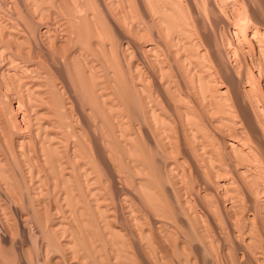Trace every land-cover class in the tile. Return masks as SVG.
Returning a JSON list of instances; mask_svg holds the SVG:
<instances>
[{"label": "rangeland", "instance_id": "obj_1", "mask_svg": "<svg viewBox=\"0 0 264 264\" xmlns=\"http://www.w3.org/2000/svg\"><path fill=\"white\" fill-rule=\"evenodd\" d=\"M28 3H27V2ZM59 1V2H58ZM57 2L58 3H60L61 1L60 0H58ZM95 2L97 1V0H94ZM105 1H107V3H108V5L111 7H109V11H112L113 9V12H112V19H109L108 17H107V14H108V12H106L105 10H104V13L101 11V13L99 14V13H97L98 15H100V16H106L105 18H106V22L108 23H106V25H108V26H105L106 27V29H108V30H106L105 29V27L103 26V30H105V31H107V32H105L104 33V35H106V36H104V45H103V43H102V46H103V49L101 48V46H100V44L96 41L98 38H96L97 36H99V35H96L95 36V34L94 33H91L90 31H87V30H89L88 29V27L86 28L85 26H80V24L81 25H86V26H88L87 24L90 22V20H88V18H90V13H92V12H94V10L93 11H91L90 10V8L88 9L87 8V10H89V13L85 10V7H83L82 5L80 6L81 8H82V15L81 16H83L84 14H86L85 12H87L88 13V16H87V14L86 15H84V17H85V20H87V21H89V22H87V21H85L84 23H83V21H81V20H84L80 15H79V13L77 14L76 13V11L74 10V8H72L71 9V5H66V4H64V8H63V5L61 4V5H59L58 6V3L57 2H54L55 4H53V7H56V8H54L53 9V7H50V6H52V4L49 6V4L50 3H48V2H46V3H43V4H45V5H41V6H44V7H42V9L40 8L39 9V7H41V6H37L36 5V3L35 4H33V3H30V1L29 0H0V16H1V21H0V23H1V25H0V35H2L1 37L4 39L5 37H7V40H8V36L10 37L9 38V42H10V39H12V43L10 44V43H7L6 42V38H5V42H4V40L3 39H1V37H0V53L2 52V53H6V54H0V71L2 70V72H3V70L4 69H6L7 68V66L6 65H8V63L9 62H7V60H9V61H11V59L10 58H12L13 56H11L12 55V53L13 52H15V54H13V55H16L15 57H17V58H20V59H18L19 61H21V59L22 60H24L23 62L24 63H31V61H30V56L28 57L27 55H29V53L31 52L32 54H33V52H34V50H37V52H39V54H40V51H38L40 48V50H42L43 52H44V54H45V56L47 55V57H49V59H50V62L52 61V59H54V58H56L57 59V61H59L58 62V64L56 63V61H55V67H56V69H58V70H60L59 72H61V75H60V73H58V75L56 74V82L57 81H59V83H58V85H60V90L62 91V92H64V89H65V93H62L61 91V93H59V94H62L59 98H62L63 100L65 99V102L63 101V100H60L59 98H57V99H59L57 102H59V101H62L64 104H62L61 103V106H59V108L57 107V105H55L57 102H55V97H58L56 94H53L52 95V93H50V98L52 99V101H53V103H54V105H53V107L55 106V107H57L58 108V110L56 109H53V107H52V109L54 110V113L52 114V115H54L53 117H52V115H51V111L49 110V112L50 113H48V116L46 115L47 114V112L45 113L44 111V113L42 112V114H41V112H39L40 111V109H39V107H37V106H39L40 104H41V106L43 107L44 105L43 104H45V103H43L42 104V102H39V104H38V101H37V99L34 97V95L32 94L33 92H34V90H38V88H39V86H35L34 85V83H32V80H31V83H29V84H27V86L25 85L26 83H25V79H23V77L22 76H19V75H17V77H9V79L11 78V80H12V78H13V80L15 79L16 80V82L19 84V81L21 80L20 78H22V80H24V82L22 81V82H20L21 83V85H19V86H22V88L23 87H25V89L23 88H21V90H20V88L18 87V86H16V85H14V83H16V82H14L13 80H12V82H10L9 81V79L7 78L8 77V75H6V74H4V75H6V76H4L3 74H2V72L0 73V77H1V80H0V86H2V87H8L7 89H5V88H1L0 87V90H1V93H0V108H1V110H0V165H1V168H0V264H162L161 263V261H164L163 263L164 264H264V254L262 253V250H264V244L262 245V244H260L259 246H263L261 249L260 248H258L259 246H258V243H261V242H264V241H262V240H259L260 239V237H263L264 236V226L262 225V224H260V221L263 223L264 222V220H263V218H264V213H262V212H264V211H262V210H259V208L260 207H258L257 206V202H253V208L251 207L252 205L251 204H249L248 202H245L244 200L245 199H247V195H249V197H251L252 196V193H250V192H247V189H249V187H251L250 189L251 190H253L252 188V186L251 185H249L248 186V188H247V185H246V183H247V180H248V177H242V178H247L246 180H245V184H244V181H243V179L242 180H240L241 178H238V177H241V176H238V177H235V180H237V183L235 184V187H236V189L237 188H239V190L237 191L239 194H240V196L241 197H243L244 198V200H243V198L241 199V202H245V203H240V202H238V204L239 205H237L238 206V208L241 206V205H243L242 207H240V211L239 210H235V212H234V209H233V211H230V189H228V188H226V189H224L225 187H221V186H219V185H217V182H215L216 180H225V181H227V182H229L230 183V178H231V176H230V172H229V170L230 169H232V171H233V173L234 174H236V168H235V166H234V164L236 163V161L235 160H233V159H235V157H233V155L232 156H230L231 154H230V149L226 146V140H229L230 139V125H226V124H230V116H229V118L227 119V123L226 122H215L213 119H215V113H217V111L219 110V109H216L217 111H215V113L212 115V113H211V116H209L210 114H208V112H207V115L206 114H204V113H206V108H202V107H204L202 104H204L205 103V101L207 102V103H205L204 105H205V107H207L208 108V105L210 104V103H215V102H213L214 100H212V102H209L208 103V101L207 100H205V94L204 93H207V91L210 89L209 87L207 88V91L204 89H202V88H204L207 84H205V83H203L202 84V82H201V93L199 92V90H198V92L200 93V95L203 93L204 94V96H203V94L200 96L199 95V93H197V91L196 92H194L195 90L194 89H192V87H193V85H194V87H195V84H196V86H198V85H200V80L198 81V80H196V79H192V78H195V77H190V75L191 74H189L188 73V70L186 69V68H189V63L187 62H184L185 64H183V61H180V62H182V64H183V66H185L186 65V67H182V65H181V63L180 62H177V60L175 61V59H174V57L176 56H174V55H171L170 53H171V51H170V49L171 48H175L176 49V45H174L176 42L174 41V44L173 43H171L172 42V40L173 39H177L178 37H179V34L181 33H179L178 32V30L177 29H180V28H176V27H179L180 26V24H179V22L180 23H182V20L180 19V17H182V16H180L179 17V15H181L180 13H179V11L178 12H174V13H179L177 16L174 14V13H171L169 10H171V8H174V7H171V8H169V6L167 7L168 9L166 10V12L169 14V15H167L166 16V12H165V9L166 8H164V7H166L167 5H168V1H170V0H164L165 2H161V3H159V1L160 0H156L157 2L156 3H159L158 4V6H160V7H153L151 4L153 3V2H155V0H146V2H147V4L150 6L149 7V9H148V6H146V5H144L145 3H144V1L145 0H114L113 2H112V0H105ZM119 1V2H118ZM133 1V2H132ZM162 1V0H161ZM171 1H173V0H171ZM171 1L169 2V5L170 6H173L172 5V3H171ZM204 1H206V0H204ZM208 1V0H207ZM210 1V0H209ZM247 1V0H246ZM3 2V3H2ZM14 2H15V4H14ZM52 2V1H51ZM116 2V3H115ZM123 2V3H122ZM132 3L131 5L133 6H131L129 3ZM174 2H176L177 4H181L183 7H185L186 6V8H184V10H185V12L186 11H188V10H186V9H188L187 7H189L187 4H189L190 2L189 1H186V0H174ZM179 2V3H178ZM248 2V1H247ZM251 2V3H250ZM7 3V4H6ZM111 3H114V4H116V5H114V4H112L111 5ZM124 3H126V4H124ZM155 3V4H156ZM164 3V5L165 6H163L162 4ZM184 3H185V5H184ZM32 4V5H31ZM80 4H81V2H80ZM249 4L251 5H254L253 7H254V9H255V12L256 11H258V13H257V15H256V13H255V16H260V13L262 14L260 17H263L264 18V11H263V8L261 9V2H260V0H249ZM8 5H10V6H8ZM40 5V4H39ZM65 5H66V7H70V9L71 10H73L71 13L72 14H70V10L68 9H66V7H65ZM113 5H114V7H113ZM135 5H136V7H135ZM144 5V6H143ZM154 5V4H153ZM162 5V6H161ZM190 5H192V3H190ZM17 6L19 7V8H17ZM36 6H37V9H36ZM49 8H51V9H49ZM119 6V7H118ZM155 6V5H154ZM256 6V7H255ZM28 7V8H27ZM45 7H47L48 8V10H51L50 11V13H51V15L52 16H50V13H49V11L47 12L46 11V13H45V15H43L42 14V12L41 11H43V8H45ZM63 9H66V10H61L62 8ZM147 7V11L145 10V8ZM61 8V9H60ZM83 8H84V10H83ZM143 10H141V9ZM158 8H160L161 10H162V12L164 13V15H165V17H163L161 14H162V12L161 11H158L157 9ZM164 8V9H163ZM46 9V8H45ZM53 9V10H52ZM58 9V10H57ZM119 9V10H118ZM125 9V10H124ZM155 9V10H154ZM159 9V10H160ZM175 9V8H174ZM173 9V10H174ZM259 9H260V11H259ZM30 10V11H29ZM55 10H56V12H55ZM59 10H60V12H59ZM124 10V11H123ZM130 10V11H129ZM151 12V15H150V12ZM151 10H154L153 12L151 11ZM157 10V11H156ZM202 10L204 11V12H202ZM200 9V11H199V14H196L195 13V15H198V17H199V20H200V27H199V29L198 30H200V33L198 32V34L197 35H195L196 37L194 38V39H197V42L198 43H200L199 45H202L203 43V40H204V38H205V36H207V35H209L210 37V41H209V43L211 44V45H209L210 47H209V49L211 50V48H213L212 50H214V51H210L211 52V54L212 53H216V54H218V55H216L215 53L212 55V56H214V57H217V58H219L218 59V61H219V63L221 64L220 66H222V67H220L221 68V70L222 71H225L224 72V75H227V76H231V74H232V69H231V64L232 63H237L238 61L239 62H241L240 63V65H237L236 66V70L238 71V70H242V72L243 71H245L244 72V74L242 75L243 77H244V75H245V73H246V75L248 74V76L250 75V73L252 72V76L254 75H256V77H254L253 76V79H255V80H251L252 79V76H250V78H246V75H245V78H244V81L246 82L245 84H244V86H246L247 88H249L250 89V91H251V93H252V95H253V97H255V99H256V101L258 102L259 101V103L258 104H256V105H259V107H262V109L264 110V76H259L260 74L259 73H261V75H263L262 74V72L261 71H263V73H264V66L262 67V64L264 65V63L263 62H261V61H263L262 60V58L264 57V54H263V50H264V42H262V43H259V38H256V40L254 39V38H251L250 36L249 37H244L245 35H239L238 37H235L234 36V34H233V30L232 29H234V28H232V27H230L231 28V30L226 26L227 24L225 23V22H223V21H221V20H218V21H216V23H215V25H212V19H214L213 17V15H212V12L210 11V9L208 8V9ZM61 11H62V14H61ZM117 11V12H116ZM121 11V12H120ZM127 11V12H126ZM175 11H177L176 9H175ZM207 11H208V14H207ZM262 11V12H261ZM20 12V13H19ZM81 12V11H80ZM134 12H135V14H137V15H135L134 17H132L133 15H134ZM148 12V13H147ZM160 12H161V14H160ZM171 14H170V13ZM190 12H191V10H190ZM37 13V14H36ZM42 15H41V14ZM49 13V14H48ZM56 13V14H55ZM59 13L61 14V15H59ZM75 13V14H74ZM84 13V14H83ZM117 15H116V14ZM155 13H158V15H157V17H155L156 15H155ZM207 15H206V14ZM22 16H21V15ZM36 14V15H35ZM93 14V13H92ZM105 14V15H104ZM128 14V15H127ZM154 14V15H153ZM186 14H188V12L187 13H185V15ZM56 15V17H58V19H56L55 20V18L56 17H54ZM72 15H74V16H72ZM80 17H79V16ZM94 15V14H93ZM113 15H115V16H113ZM149 15V16H148ZM208 15H209V17H208ZM228 17H230V13L228 12ZM40 16V17H39ZM42 16V17H41ZM61 16H63V17H61ZM95 16V15H94ZM118 16V17H117ZM123 16V17H122ZM139 16H141V17H139ZM205 16V17H204ZM212 16V17H211ZM5 17V18H4ZM8 17V18H7ZM61 17V18H60ZM68 17V18H67ZM87 17V18H86ZM91 19H95V21H96V19H100L99 17L97 18V15H96V17L94 18L92 15H91ZM127 17V18H126ZM130 17H132V19L130 18ZM136 17V18H135ZM151 17V18H150ZM162 17V18H161ZM176 17H178V19H179V21L177 22V24H179V25H177L175 22H174V20L176 19ZM196 17V16H195ZM206 17H208V18H206ZM260 17H258V18H260ZM21 18V19H20ZM36 18H37V20H36ZM60 18V19H59ZM76 20H75V19ZM108 18V19H107ZM120 18V19H119ZM123 18V19H122ZM141 18V19H140ZM152 18H153V20H152ZM156 18H159V19H156ZM212 18V19H211ZM7 19H9V21L11 20L12 22H14L15 24H17L18 26H20V25H23V26H21L22 27V29L23 28H25L24 30H22L21 29V35H20V32H19V34H16L18 37H20V39L15 35V32L17 31H19V30H16L15 28L14 29H9L8 27H7V29H5L6 28V26H5V24L7 23V22H9ZM41 20V21H38V20ZM54 19V20H53ZM136 19V20H135ZM160 19H162V21L160 20ZM165 19V20H164ZM177 19V20H178ZM207 19H209V20H211V21H208ZM261 19V18H260ZM3 20V21H2ZM7 20V21H6ZM21 20V21H20ZM59 20H60V23H62V24H60L59 23ZM110 20H113L114 22H115V24H117L118 25V23H120L119 24V26H116L115 24H114V22L113 21H110ZM124 20H126V21H124ZM139 20V21H138ZM159 22H158V21ZM168 20V21H167ZM177 20H175V21H177ZM206 20L208 21V22H206ZM261 20H264V19H261ZM38 21V22H37ZM43 21V22H42ZM46 21V22H45ZM48 21V22H47ZM49 21H50V23L52 22L53 23V21H55V23H51L52 24V28L54 29V31L55 30H57V31H55V33L56 34H58V35H56V36H58V37H60L61 36V38H62V34H63V29H64V27L67 25V28H73V27H75L74 28V30L73 29H68L69 31H68V33H70V34H68V36H70V37H68L67 36V38L65 37V39H67V41H70L69 43L66 41V43H68V44H66V47H67V49H69V50H65L66 49V47H64L63 49H60L59 48V50H57V51H59V52H53V49H55L54 48V44H55V42H53V40H51L52 38L51 37H49V38H45L43 35H40V30H41V27L42 26H44V25H47V26H49V27H51V24L49 23ZM65 21V22H64ZM93 21V20H92ZM116 21H119V22H117L116 23ZM136 21V22H135ZM138 21V22H137ZM144 21V22H143ZM161 21V22H160ZM165 21H167L168 22V26L166 25V23L167 22H165ZM18 22V23H17ZM87 22V23H86ZM110 22H112V23H110ZM132 22V23H131ZM164 22V23H163ZM209 22H210V24H209ZM219 22V23H218ZM4 23V24H3ZM47 23V24H46ZM59 23V25H57ZM65 23H66V25H65ZM77 23H78V25H79V27L77 26ZM80 23V24H79ZM83 23V24H82ZM94 23H97V22H94ZM124 23V24H123ZM140 23V24H139ZM145 23V24H144ZM154 23H156V24H154ZM157 23H158V25H157ZM165 24L164 25V28L167 26V28L168 29H170V28H174V30H175V28H176V30L173 32V31H171V30H173V29H170L169 30V32H168V30H167V28H160V26H159V24ZM184 23V22H183ZM20 24V25H19ZM43 24V25H42ZM54 24H56V25H54ZM100 23H98V25H99ZM112 24V25H111ZM131 24V25H130ZM135 24V25H134ZM171 24H173V26H171L170 28H169V26L171 25ZM177 26H176V25ZM208 24V25H207ZM220 24V25H219ZM223 24H225V26L223 25ZM42 25V26H41ZM61 25H62V29H61ZM70 25V26H69ZM101 25V24H100ZM123 25V26H122ZM128 25V26H127ZM137 25H139V26H137ZM155 25V26H154ZM157 25V26H156ZM175 25V26H174ZM209 25H212L211 27L209 26ZM57 26V27H56ZM73 26V27H72ZM122 26V27H121ZM125 26H126V28L128 29V30H130V31H128V30H125L126 28H125ZM145 26V27H144ZM181 26H183V25H181ZM180 26V27H181ZM208 26V27H207ZM214 26V27H213ZM218 26V27H217ZM256 26V25H255ZM253 27V26H251V27H249V29L250 28H252V31H254L257 27ZM3 27H5L4 29H3ZM56 27V28H55ZM59 27V28H58ZM78 27V28H77ZM84 27L87 29H85L84 30ZM117 27H119L118 29H117ZM162 27V26H161ZM81 28V29H80ZM125 28V29H124ZM138 29V31H140V28H141V33H143V34H145L144 35V37L142 36V35H140V33H139V35L140 36H142V38H144L143 40H147V39H149V37H150V41L148 40V41H144V42H153V43H155V44H158L157 45V49H158V46H159V48L160 49H158V51H159V53H161V55L163 54L164 55V57L165 58H163L162 56V58H163V60L165 61V64H164V61H162L161 62V64L164 66V68H165V70H168L167 71V73H170L171 71H173V72H171V74H169V75H173L172 76V78L173 79H171L169 76V78H170V83L169 84H173V86H171V87H173L174 88V92H175V96H177V97H184V99L185 98H187L185 101L183 100V102H182V100H180L179 101V98H177L178 99V102H176V97L173 95V94H171V96H173L174 97V99H173V97H169L170 98V102L171 101H174L173 103H175V104H173V103H171L172 105H177V106H179V107H182L183 109H187L188 107L189 108H191L192 109V111L191 112H194V113H196L195 115H193L192 113H189L188 114V116H196L197 118H200L199 120H201L200 121V126L198 127V125H199V123L197 124V122H198V119L196 120V118L194 117V119L197 121H194V119L192 118V117H190V119H193L192 121V123H195L196 124V126H195V124H191V122L189 123V124H186V123H188L189 121L188 120H190V119H186V117H185V115L183 116V120H182V117L180 116V114H178V113H175V112H171L168 108H166L164 105H162L163 103H161V102H163V101H157V100H159L158 98H155V93H154V91H151V89H149V91H151V92H153V93H151L154 97L152 98V99H154V100H156L155 102H154V100H153V104H156L157 105V103L159 102L160 103V105H157V107H158V109L160 110V111H162V110H166V112L167 113H165V112H161L162 113V115L165 113V116L166 115H169V116H167V117H165L164 115H163V117L164 118H166V120H168V119H171V120H168V121H166L165 119V121L167 122V123H165L164 124V121H163V123L160 121V124H161V126H155L154 124H157V123H154L153 124V127H152V129H151V126L149 125V124H147L145 121H146V119H145V116L143 115V111L142 110H140V107H139V104H138V102H137V100L135 99V97H134V92H133V89L134 88H132L133 87V85L132 84H134V82L133 81H131V78H130V76H131V74H134V72L132 71V69L133 70H136V69H134L135 67H132L131 65L136 61L135 59L137 58V50L135 51V49H136V44H138L139 43V41H141L140 39H142V38H140V36L136 33V31H137V29ZM156 28H160L159 30V32L161 33L163 30V34H161V36H162V38L160 37V36H158L160 33H158L157 34V29ZM78 29V30H77ZM117 29V30H116ZM134 29V30H133ZM145 29H148V30H145ZM211 29H213V30H211ZM249 29H248V33H249ZM2 30H4V31H2ZM6 30H7V32H6ZM111 30V31H110ZM119 30V31H118ZM133 30V31H132ZM143 30L144 31H146L147 32V34H146V32H143ZM229 30V31H228ZM8 31H10L9 33H11L10 35H9V33H8ZM11 31H15V32H11ZM71 31V32H70ZM75 33H74V32ZM81 33L82 34V36L80 35V38L81 37H83V39H84V43L82 42V41H79V37H78V35H79V33ZM82 31V32H81ZM87 32V33H89V34H93V36H91V38H94V39H96L95 41H94V39L91 41V43H90V38H89V43H90V45H89V43H88V37H90L88 34H85L84 32ZM124 31V32H123ZM149 31V32H148ZM202 31V32H201ZM23 32H25V33H23ZM58 32V33H57ZM62 34H61V33ZM120 32V33H119ZM121 32H123V33H121ZM126 32V33H125ZM171 32H173L174 34H175V32H177V35H174L173 33H171ZM225 32V33H224ZM4 33L6 34L5 35V37H4ZM60 33V34H59ZM102 33V32H101ZM107 33V34H106ZM108 33H110V34H108ZM111 33H113V34H111ZM131 33V34H130ZM152 33H154V35H155V37L154 38H151V34ZM166 33V35H169V34H171L170 36H176L175 38H174V36H173V38H171L170 36V38H169V40L166 38V40H168L169 42V44H171V46L166 42V40H165V38H164V34ZM169 33V34H168ZM205 33V34H204ZM223 33H224V35H223ZM244 33V32H243ZM120 34V35H119ZM126 34V35H125ZM129 34V35H128ZM135 36H134V35ZM8 35V36H7ZM20 35V36H19ZM27 35V36H26ZM85 35V36H84ZM88 35V36H87ZM102 35H103V33H102ZM102 35H100L101 37H102ZM112 35V36H111ZM156 35H157V37H156ZM221 35L223 36V37H221ZM86 36H87V39H86ZM99 36V37H100ZM110 36V37H109ZM139 36V37H138ZM147 38H146V37ZM226 36V37H225ZM230 36V37H229ZM73 37V38H72ZM128 37V38H127ZM133 37V38H132ZM136 37V38H135ZM221 37V38H220ZM242 37V38H241ZM15 38V39H14ZM23 38V39H22ZM61 38H59V39H61ZM68 38H69V40H68ZM140 38V39H139ZM214 38V39H213ZM217 38V39H216ZM226 39V40H224L223 41V39ZM238 38H240L239 40H237ZM248 38H250L249 40H248ZM26 39V40H25ZM49 39V40H48ZM86 39V40H85ZM101 38H100V40H102ZM105 39H106V41H105ZM128 39V40H127ZM139 39V40H138ZM199 39V40H198ZM231 39V40H230ZM236 39V40H235ZM246 39V40H245ZM21 40V41H20ZM41 40V41H40ZM47 40V41H46ZM77 40H78V42H77ZM81 40V39H80ZM99 39H98V41H100ZM113 40V41H112ZM131 40V41H130ZM132 40H133V42H132ZM137 40V41H136ZM152 40V41H151ZM185 40V39H184ZM187 40V41H186ZM185 41H186V43L187 42H189L188 41V39H186ZM201 40H202V42H201ZM13 41L15 42V44H13ZM45 41V42H44ZM51 41L53 42V43H51ZM73 41H76V42H74L73 43ZM130 41V42H129ZM185 41H183V42H185ZM221 41V42H220ZM227 43H226V42ZM240 41V42H239ZM27 42V43H26ZM43 42V43H42ZM51 44H50V43ZM58 42H59V40H58ZM57 42V43H58ZM144 42H140V43H144ZM165 42H166V44H165ZM224 43L223 45L222 44H220V43ZM231 44V46L232 47H230V44ZM5 43H7V44H5ZM29 43V44H28ZM45 43H47V44H45ZM77 43H82V44H84V45H80L79 44V46H82L83 47V50L84 51H87V52H85V57H83V59L81 60V62H83V60H85L86 62V65H82L83 67L85 66V69H86V72H87V74H91V76H92V73H90V71H92L93 73H95L93 76H95V77H97V78H99L100 77V79L98 80V81H93V79H92V81H93V83L94 82H97L95 85H99V83H100V81H102L100 84L102 85V87H100V86H98V87H100V89L97 87V89H99V90H101L104 86H105V90H106V88H107V91H108V94H106L107 95V97H106V95L104 94L103 95V97H104V99L106 100V98L108 99L107 100V103L106 104H108V105H112L111 104V100H110V97H111V99L113 100V101H115V103L114 102H112L113 103V105H112V107L113 108H116L117 109V106H118V110H116L115 109V111L113 110L112 112H110V113H112V114H116V113H118V114H116L115 116L114 115H112L111 117H112V119L114 120V121H117L118 119V117H122L121 118V120L123 121V117L126 115L127 116V119H128V121L130 122V123H128L127 121H123L121 124L123 125V127H127V123H128V125H129V128H128V131H127V133L126 132H124V130L126 131V129L127 128H125V129H121L122 127L120 126L121 124H120V120H118L119 121V124H116L118 127H119V129H118V127L115 129V130H117L116 132H114V133H117V132H119L118 134H114V133H112V129H113V131H114V128H112V129H110L109 127H108V124H107V120L105 119V117H104V120L106 121H104V120H102L101 118L103 117V116H101L100 115V113H99V115L97 114V107H95L94 108V106H96V105H93L94 103H89L90 101H87V100H89V99H87L88 98V96H87V94L85 95V93L83 94L82 92H84L81 88L82 87H79L80 86V84L79 83H81L80 81H78L79 79H77V75L78 74H80L81 73V70H79L78 68V70H79V73L77 72L78 70L75 68L77 65H78V61H79V59H76V61H73V60H71V59H73L72 57L70 58V55L74 52V51H76L77 50V48H79L78 47V45H75V44H77ZM88 45H87V44ZM132 43V44H131ZM136 43V44H135ZM208 43V44H209ZM10 44V45H9ZM13 44V45H12ZM20 44L22 45V46H20ZM53 44V45H52ZM64 44V43H63ZM75 46H77V47H75ZM114 44V45H113ZM131 44V45H130ZM167 44L169 45V47L170 48H168V46H167ZM188 44V43H187ZM218 44V45H217ZM226 44H228L227 46H226ZM239 44V45H238ZM263 44V46H261V45ZM9 45V47H7ZM33 47H32V46ZM45 45V46H44ZM51 45V46H50ZM68 45V46H67ZM95 45H98V46H95ZM106 45V46H105ZM113 45V46H112ZM174 45V46H173ZM260 45V46H259ZM13 46V47H12ZM44 46V47H43ZM53 46V47H52ZM70 46H72V47H75V48H71V51H72V53H71V51H70ZM92 48H91V47ZM105 46V47H104ZM126 46V47H125ZM167 46V47H166ZM176 46V47H175ZM180 46H182V45H180ZM186 47H187V45H185ZM184 46V47H185ZM229 46V47H228ZM4 47H5V49H4ZM28 47L29 48H31V50H28ZM47 47V48H46ZM51 47V48H50ZM82 47H80L79 49H81ZM133 47H135V48H133ZM162 47V48H161ZM185 47V48H186ZM205 46H200V48L202 49V48H204ZM223 47H224V49H223ZM226 47V48H225ZM237 47V48H236ZM241 47V48H240ZM9 48V49H8ZM17 48H18V50H17ZM21 48V49H20ZM33 48V49H32ZM49 48V49H48ZM53 48V49H52ZM113 49V50H111V49ZM115 48V49H114ZM128 50H127V49ZM178 48V47H177ZM181 48V47H180ZM182 48H183V46H182ZM181 48V51H183V50H185L186 51V49H182ZM189 47H187V51H190L189 49H188ZM237 49V52H236V57L234 56V54H233V52L231 53V54H229V59H228V57H226V56H224V55H226V54H224V53H226V52H230V49ZM263 50H262V49ZM11 49V50H10ZM72 49H74V50H72ZM76 49V50H75ZM102 49V50H101ZM110 49V50H109ZM125 49V50H124ZM132 49V50H131ZM246 51H244V50ZM260 49V50H259ZM13 50V51H12ZM25 52H27L28 54L26 55L25 53L23 54V52L24 51ZM65 50V51H64ZM82 50V49H81ZM82 50V51H83ZM89 50V51H88ZM93 50V51H92ZM99 50H101V51H99ZM105 50H106V53L108 52V54H106L105 53ZM223 50V51H222ZM240 50V51H239ZM259 50V51H258ZM262 50V51H261ZM8 51H9V53H8ZM30 51V52H29ZM55 51V50H54ZM67 51V52H66ZM91 51V52H90ZM127 51V52H126ZM163 51V52H162ZM187 51H186V53H187ZM225 51V52H224ZM262 53H261V52ZM17 52V53H16ZM92 52H93V54H92ZM101 52V53H100ZM113 52V53H112ZM115 52V53H114ZM190 52H192V51H190ZM242 52V53H241ZM252 52V53H251ZM11 53V54H10ZM19 53V54H18ZM21 53H22V55H21ZM30 53V54H31ZM56 53H58V54H56ZM64 53H66L65 55H64V57H63V54ZM71 53V54H70ZM95 53V54H94ZM105 53L106 55V57H107V55H109V53H110V55H111V53L112 54H114L112 57H114L115 55H116V57H117V59H116V57H114V58H111L110 56H108V58L110 57L112 60V66H111V61L110 60H108L109 61V63H108V61L105 59L106 57L103 55V54ZM124 55V57L125 58H123V55ZM125 53V54H124ZM126 53H127V55H126ZM130 53V54H129ZM70 54V55H69ZM233 54V55H232ZM259 54V55H258ZM263 54V55H262ZM20 55V56H19ZM24 55V56H23ZM42 56H43V54H41ZM41 55H40V57H41ZM2 56V57H1ZM8 56L9 57V59L8 58H6V57ZM25 57V56H27V57H25V59L24 58H21V57ZM56 56V57H55ZM59 56V57H58ZM93 56V57H92ZM231 56V57H230ZM263 56V57H262ZM5 57V58H4ZM38 57V56H37ZM51 57H52V59H51ZM70 58V60L68 59V58ZM95 57V58H94ZM134 57H136V58H134ZM224 57V58H223ZM234 57V58H233ZM261 57V58H260ZM4 60H3V59ZM39 58V57H38ZM38 58H37V60H38ZM63 58V59H62ZM107 58V59H108ZM167 58V59H166ZM176 58V57H175ZM237 58V59H236ZM5 59H7L6 61H5ZM27 59H29V62H28V60ZM32 59V58H31ZM55 59V60H56ZM62 59V60H61ZM68 59V61L66 62V60ZM88 61H87V60ZM107 61V63H105V60ZM113 59H116V60H113ZM123 59V60H122ZM132 59V60H131ZM134 59V60H133ZM228 59V60H227ZM260 59H261V61H260ZM60 60L61 61H63L64 60V62H60ZM78 60V61H77ZM90 60H91V62H90ZM127 60V61H126ZM238 60V61H237ZM70 61H72V62H70ZM95 61V62H94ZM115 61V62H114ZM167 61V62H166ZM231 61V62H230ZM237 61V62H236ZM244 61V62H243ZM259 61H260V63H259ZM22 62V61H21ZM33 62V61H32ZM52 62H54V61H52ZM117 62V63H116ZM70 63V64H69ZM74 63H76V64H74ZM84 62H83V64H85ZM93 65H92V64ZM115 63V64H114ZM125 63H127V65L125 64ZM179 63V64H178ZM259 63V64H258ZM10 64V63H9ZM60 64V65H59ZM73 66H72V65ZM107 64H109V65H107ZM113 64H114V66L116 65V64H118V66L119 67H114V69L117 71V69H119V71H117V73H120L121 72V74H117L116 72H115V70H114V72L116 73V75H114L115 73L110 69L111 67H113ZM188 64V65H187ZM59 65V66H58ZM71 65V66H70ZM122 65V66H121ZM166 65V66H165ZM179 65H181V66H179ZM6 66V67H5ZM9 66H11V65H8V68H9ZM38 69L40 68L39 66H40V64L38 63ZM75 66V67H74ZM88 66L90 67V68H88ZM92 66H94V67H92ZM108 66H111L110 68L108 67ZM169 66V67H168ZM188 66V67H187ZM262 67V68H259V67ZM5 67V68H4ZM61 67V68H60ZM73 67V68H72ZM87 67V68H86ZM107 67V68H106ZM131 67H132V69H131ZM171 67H173V68H171ZM216 67H218V66H216ZM231 69H229V68ZM241 67V68H240ZM69 68H71V69H73L74 71H75V69H76V71H75V73H74V71L73 70H71V69H69ZM75 68V69H74ZM124 68V69H123ZM128 68L129 69H131V71L133 72V73H131V71L129 72V70H128ZM185 68V69H184ZM237 68H239V69H237ZM85 69H83V70H85ZM126 69V70H125ZM186 70L185 72H187V74H189V75H187V74H185L184 73V75H182L183 74V72H184V70ZM223 69H225V70H223ZM249 69H250V72H249ZM262 69V70H261ZM88 70V71H87ZM94 70V71H93ZM96 70V71H95ZM111 70V71H110ZM122 70H124L125 72H123L122 73ZM165 70H164V72L162 71L161 73H163V74H158L159 76H158V79L160 80L161 79V77L162 76H160V75H163L164 76V79L162 80V89H164V91L166 92V93H168L169 91H170V93H171V90H169L168 89V87H165L164 85H166V83L168 84V82H169V80H166V72H165ZM180 70L182 71V73H180ZM212 71H216L214 74H213V76L216 78V80H220V81H223L224 83H225V85L224 86H227V84L228 85H230V84H232L233 85V87H232V85L230 86V99H234L235 97H234V91H232L234 88H236V90H238L239 88H242L241 86H243V85H241L242 83L241 82H238L239 80H237V79H235V80H233L232 81V83H228L227 82V76L225 77L224 75H223V72L220 70V71H218L217 72V70H215V69H211ZM259 70H261L260 72H259ZM45 71V70H44ZM72 71V72H71ZM11 72H13V69H11ZM112 72L114 73V74H112ZM137 72V71H136ZM136 72H135V74L134 75H132L133 77L136 75ZM177 72V73H176ZM220 72L222 73V75L221 76H224L225 77V79H224V77H221L220 75H218V73L220 74ZM259 72V73H258ZM33 73V72H32ZM74 73V74H73ZM77 73V74H76ZM166 73V74H165ZM230 73V74H229ZM255 73V74H254ZM257 73L259 74V75H257ZM66 74V75H65ZM97 74H99V75H97ZM125 74V75H124ZM205 74V73H204ZM33 75H34V73H33ZM61 77H60V76ZM118 75V76H117ZM119 75H121V76H123L121 79L124 81V82H121L122 80H120L119 78H117V77H119ZM168 75V74H167ZM59 76V77H58ZM92 76V77H93ZM113 76V77H112ZM125 76V77H124ZM131 76V77H132ZM182 76H184V77H182ZM185 76H187V78H188V76H189V78H191V79H186V77ZM192 76V75H191ZM213 76H211V77H209V80H211L210 78H212ZM218 76H219V79H218ZM4 77H6V79L4 78ZM20 77V78H19ZM34 77H36V78H38L37 76H33V79H35ZM64 77H66V78H64ZM91 77V78H92ZM95 77H93V78H95ZM115 77H116V79H119V80H115ZM132 77V78H133ZM160 77V78H159ZM175 77H176V79H179L178 80V82H177V80L175 79ZM213 77V78H214ZM4 80H3V79ZM16 78H19V79H16ZM65 79V81H66V88H63V86L61 85V80H63V79ZM69 78V79H68ZM90 78V79H91ZM169 78H167V79H169ZM221 78H223V80H221ZM259 78V79H258ZM8 79V81L10 82V83H12V84H10L11 86L13 85L14 87H15V93H14V88L13 87H10V85L9 84H7V83H9L8 81L7 82H5L6 80ZM19 80V81H18ZM44 80H46V78L44 79ZM43 80V81H44ZM47 80H50V79H47ZM46 80V81H47ZM53 80H54V78L52 79V80H50V81H48V82H50V84L53 82ZM67 80H68V82H67ZM133 80V79H132ZM173 80L175 81V82H177L176 83V85L173 83ZM190 80V81H189ZM208 80V81H209ZM226 82H225V81ZM248 80V81H247ZM46 81H44V83L46 82ZM78 81V82H77ZM119 81V82H118ZM186 81H187V84H186ZM189 81V82H188ZM191 81L194 83L195 81H196V83H194L192 86H191ZM217 81V82H218ZM235 81H236V83H235ZM2 82V83H1ZM55 82V83H56ZM118 82V83H117ZM133 82V83H132ZM211 82V81H210ZM210 82H208V84L210 85L211 83L213 84V83H215V82H213V79H212V82L210 83ZM3 83H6V84H3ZM16 83V84H17ZM24 85H23V84ZM47 83V82H46ZM69 83V84H68ZM76 83H78V84H76ZM120 83V84H119ZM3 84V85H2ZM31 84V85H30ZM48 85H49V83H47ZM68 84V85H67ZM76 84V85H75ZM103 84H106V85H103ZM168 84V85H169ZM186 84V85H185ZM217 84V83H216ZM235 84V85H234ZM255 84V85H254ZM5 85V86H4ZM6 85H8V86H6ZM29 85V86H28ZM47 85V86H48ZM94 85V84H93ZM115 85V87H113ZM168 85H166V86H168ZM187 85H188V87H187ZM203 85V86H202ZM205 85V86H204ZM251 85H253V86H251ZM33 86V87H32ZM46 86V88H48ZM62 86V87H61ZM181 88H180V87ZM208 86V85H207ZM206 86V87H207ZM213 85H210V87H212ZM16 87H17V89H16ZM29 89H28V88ZM30 87H31V89H30ZM35 87H37V88H35ZM49 87H51L50 85H49ZM58 87V86H57ZM57 87H56V89H57ZM165 87V88H164ZM189 87H191V88H189ZM199 88H200V86H198ZM214 87V86H213ZM228 87V86H227ZM10 88H12L11 90H8V89H10ZM18 88H19V90H18ZM32 88H34V90L32 89ZM63 88V89H62ZM113 88V89H112ZM187 88H189V89H187ZM196 89H198L197 87H195ZM231 88H232V90H231ZM50 89V88H49ZM54 88H52L51 90H52V92L53 91H55V90H53ZM58 89H59V87H58ZM96 89V91H99V90H97ZM101 90V91H105V90ZM111 89V90H110ZM175 89H176V91H175ZM191 89H192V91L194 92V94L192 93V91H191ZM213 89V88H212ZM211 89V90H212ZM255 91H254V90ZM4 90V92H2ZM6 90L7 91H9L8 93H6ZM17 90L19 91V92H17ZM23 90V91H22ZM31 90H33V91H31ZM80 90V91H79ZM180 90V91H179ZM189 90V91H188ZM211 90H209L210 92H208V95L209 94H211L212 93V91ZM22 91V95L20 96L19 95V93ZM28 91V92H27ZM30 91H31V93H30ZM69 91V92H68ZM79 91V92H78ZM100 91V92H101ZM112 91L114 92V95H113V93H112ZM127 91V92H126ZM202 91H204V92H202ZM206 91V92H205ZM232 91V92H231ZM253 91H254V93H253ZM66 92H68V93H66ZM125 92V93H124ZM176 92H179V93H176ZM192 94H191V93ZM256 92V93H255ZM6 93V94H5ZM14 93V94H13ZM27 93V94H26ZM102 93V92H101ZM105 93H106V91H105ZM111 95H110V94ZM170 93H169V95H170ZM198 95H197V94ZM13 94V95H12ZM17 94H18V96L19 97H17ZM21 94V93H20ZM26 94V95H25ZM70 94V95H69ZM150 94V95H151ZM177 94V95H176ZM178 94H179V96H178ZM181 94V95H180ZM196 94V95H195ZM214 94V93H213ZM3 97H2V96ZM15 95V96H14ZM30 95H32V97L30 96ZM51 95H52V97H51ZM54 95H55V97H54ZM85 95V96H84ZM110 97H109V96ZM130 95V96H129ZM168 95V96H169ZM189 95V96H188ZM259 95V96H258ZM6 96H8V97H6ZM13 98H12V97ZM36 96V95H35ZM120 96V97H119ZM196 98H195V97ZM197 96L200 98H197ZM2 97V98H1ZM5 97V98H4ZM66 97H68V98H66ZM87 97V98H86ZM109 97V98H108ZM113 97H114V99H113ZM152 97V96H151ZM202 97H204V99L202 98ZM232 97V98H231ZM9 98V99H8ZM13 100H12V99ZM35 98V99H34ZM74 98V99H73ZM121 98H122V100H121ZM15 99H17V100H15ZM32 99V101L34 102V100H36L35 102H37V103H32V105L31 104H29V103H31V102H28L27 103V101H30ZM69 99H72L71 101L69 100ZM133 99V100H132ZM183 99V98H182ZM198 99V101L200 102V100H205L204 102H201V103H199L198 101L196 102V100ZM232 99V102L234 101ZM254 98H251V100H253ZM259 99V100H258ZM12 100V101H11ZM26 102H25V101ZM74 100V101H73ZM128 100V101H127ZM193 100V101H192ZM241 103L243 104L244 103V105H249L248 107H250L251 106V104H248V103H250V102H248L249 101V99H247V101L244 99V96L242 95V98H241ZM15 101V102H14ZM23 101H24V103H23ZM68 101V102H67ZM70 101V102H69ZM76 101V102H75ZM192 101V102H191ZM196 103H195V102ZM229 101V100H228ZM2 102V103H1ZM11 102V103H10ZM19 102V103H18ZM109 102V103H108ZM118 102V103H117ZM183 104H182V103ZM185 102H189V105L187 104V103H185ZM216 102H218V101H216ZM230 102L231 103V105H234L235 106V103L233 102ZM17 103V104H16ZM21 103V104H20ZM25 103H27V104H25ZM70 103V104H69ZM72 103V104H71ZM136 103V104H135ZM158 103V104H159ZM182 105H181V104ZM195 103V104H194ZM220 103V102H219ZM3 104V105H2ZM18 104H20V105H22V106H24L23 108H21V106H19L20 107V109L18 108V107H16L15 105H18ZM29 104V105H28ZM58 104H60V103H58ZM75 104V105H74ZM87 104H89V105H87ZM115 104V105H114ZM137 105V106H135V105ZM184 104H187L186 106L184 105ZM197 104V105H196ZM206 104H207V106H206ZM217 104L218 103H216V107H217ZM222 104V103H221ZM6 105V106H5ZM25 105H26V107H25ZM28 105V106H27ZM67 105H68V107H67ZM72 105L74 106L73 108H71L72 107ZM129 105V106H128ZM195 105V106H194ZM200 105V106H199ZM219 106H220V104H218ZM223 105V104H222ZM221 105V106H222ZM36 106V107H35ZM41 106H40V108H41ZM63 106L65 107H67V110H64L63 109ZM177 106H175V108L177 107ZM198 106V107H197ZM202 106V107H201ZM224 106L226 107V106H228V105H225L224 104ZM223 106V107H224ZM233 106V107H234ZM15 109H14V108ZM28 107V108H27ZM66 107H65V109H66ZM111 107V106H110ZM109 107V108H110ZM160 107L162 108V109H160ZM164 107V108H163ZM174 107V106H173ZM194 107H196L198 110H196L195 111V109H194ZM230 107V104H229V106H228V108ZM16 108H18V109H16ZM25 108H26V110H25ZM29 108H31V110L33 111V110H35V109H33V108H36V111H33L32 112V114L31 113H29V112H31V110L29 109ZM43 108H45V109H47L48 107H47V105H46V107H43ZM62 108V109H61ZM68 108H71L72 110H70V109H68ZM75 108H76V110H75ZM84 108V109H83ZM92 108V109H91ZM107 108V107H106ZM106 108H103V109H106ZM108 108V109H109ZM112 108V109H113ZM178 108V107H177ZM187 109V112H188V110H191V109ZM29 109V110H28ZM59 109H60V111L61 112H64L65 111V113L63 114V115H66L65 116V118H67V120H68V122H69V125H68V122L67 121H65V118L64 117H62L61 118V116H60V118H58L59 117V115L61 114L62 115V113H56V112H58L59 111ZM91 109V110H90ZM95 109V110H94ZM98 109H99V107H98ZM107 109V110H108ZM169 111H168V110ZM234 109H235V107H234ZM24 110H25V112L26 111H28V112H24ZM63 110V111H62ZM78 110H80V111H82L83 112V114L81 115V113H79L80 111H78ZM90 110V111H89ZM107 110H105V113L107 112ZM123 112H122V111ZM201 110L202 111H204V113L203 112H201ZM250 110H253V109H250ZM7 111V112H6ZM69 111V112H68ZM75 113H74V112ZM89 111V112H88ZM100 111V110H99ZM111 111V110H110ZM117 111H120V112H117ZM142 111V112H141ZM223 111V110H222ZM21 112V113H20ZM70 112H71V114H72V112H73V119H75V120H73L72 121V119H71V117L70 116H72L71 114H70ZM85 112V113H84ZM108 112H109V110H108ZM114 112V113H113ZM125 112H126V114H125ZM168 112H170V113H168ZM220 112V111H219ZM3 113V114H2ZM23 113H25V120H21V114H23ZM29 113V115H28V118H27V114ZM33 113H34V115H33ZM35 113H39V114H41V115H45V118L46 117H48V119L46 120L45 118H37L36 116H38V114L36 115ZM67 113H69V114H67ZM124 115H123V114ZM135 113V114H134ZM223 113V112H222ZM230 113V112H229ZM31 114V115H30ZM49 114H50V116H49ZM58 114V115H57ZM107 114V113H106ZM119 114H121L120 116H118ZM198 114V115H197ZM221 114V113H220ZM216 115V116H218V117H216V118H222V116H224V115ZM224 114V113H223ZM36 115V116H35ZM62 115V116H63ZM123 115V116H122ZM227 115H229V114H227ZM226 115V117H228ZM32 116V117H31ZM34 116V117H33ZM40 116V115H39ZM57 116V117H56ZM83 116H85V117H83ZM101 116V117H100ZM125 116V117H126ZM181 118H180V117ZM220 116V117H219ZM4 117V118H3ZM31 117V118H30ZM81 117V118H80ZM124 117V119H126ZM144 117V118H143ZM169 117V118H168ZM28 119V122H27V119ZM31 120H30V119ZM33 118H37V123H35L36 122V119H35V121H34V119ZM50 118V119H49ZM63 119V121H65V122H62V124L60 123L62 120H60V122H59V120L58 119ZM95 118V119H94ZM168 118V119H167ZM188 118V117H187ZM213 118V119H212ZM33 119V120H32ZM44 119H45V121H44ZM55 119H57V121L58 122H56V121H54V126H53V124L51 123L50 124V127L51 128H49V124L47 125V126H45V124L44 123H46V121L48 122H50V120L52 121V120H55ZM71 119V120H70ZM78 121H77V120ZM111 119V120H112ZM117 119V120H116ZM38 120L40 121V124H39V122H38ZM42 120V121H41ZM92 120V121H91ZM185 120H187V121H185ZM229 120V121H228ZM23 121V122H22ZM25 121V122H24ZM31 121V122H30ZM35 123H33V122ZM85 121V122H84ZM89 121V122H88ZM204 121V122H203ZM42 122V123H41ZM67 122V123H66ZM94 122H96V123H94ZM102 122V123H101ZM155 122V121H154ZM171 122H173V123H171ZM180 122V123H179ZM186 122V123H185ZM229 122V123H228ZM56 123V124H55ZM78 123V124H77ZM99 123V124H98ZM101 123V124H100ZM105 123V124H104ZM115 123H118V122H115ZM125 125H124V124ZM153 123V122H152ZM222 124V126H221V124ZM11 124H13V125H11ZM29 124V125H28ZM59 124V125H58ZM60 124H61V126H60ZM64 124V125H63ZM104 124V125H103ZM107 124V125H106ZM158 124H159V122H158ZM157 124V125H158ZM170 124H171V126H170ZM211 124V125H210ZM216 124V125H215ZM217 124H220V126L221 127H219V126H217ZM224 124V125H223ZM4 125V126H3ZM10 125V126H9ZM38 125H39V127H38ZM40 125H42L41 127H40ZM52 125V126H51ZM62 125H63V127H62ZM83 125V126H82ZM131 125V126H130ZM163 125H165V126H163ZM183 125V126H182ZM186 125V126H185ZM188 125H192L191 127L190 126H188ZM201 125H203L202 127L204 128H202L201 127ZM12 126V127H11ZM43 126H45V127H47L48 128V130L46 129V128H44ZM59 126V127H58ZM78 126V127H77ZM98 126V127H97ZM102 126V127H101ZM140 126V127H139ZM155 126V127H154ZM180 126V127H179ZM195 126V128L193 129V127ZM210 126H212V127H210ZM4 127V128H3ZM44 129H46V131L44 132L43 131V128ZM69 127H71V129L69 128ZM97 127V128H96ZM116 127V126H115ZM136 127H137V129H136ZM161 127V128H160ZM164 127V128H163ZM166 127V128H165ZM183 127H185V128H183ZM198 129H197V128ZM227 127V128H226ZM7 128V129H6ZM13 128H15L14 130H13ZM54 128V129H53ZM57 128H60V129H58L57 131H60L61 133H65V135H66V137H68V139L65 137V135H63L64 137H65V140L64 141H66V143H65V145H67V143L69 144V147H68V149H65V145H62L63 147H61L60 149L61 150H63L64 151V154H62V155H64L65 156V158L63 159V158H61V160L63 159V161L64 162H68L70 165H68V164H66L67 165V167H70V166H72L71 164L74 162L73 160L75 159V157H77V156H79V157H82V155H85V152L87 151V153H86V157L85 156H83L84 157V162H83V159H80V158H76V160L78 161H82V163L84 164V165H86V164H88V165H86L87 167H88V169H89V171H88V176L90 177H88L87 176V180H84L83 179V177H81L80 179L78 178V180H76L75 179V177L77 178V176H73V177H71V179L70 180H67V177H63L62 176V173L61 172H58V170L60 169L59 168V165H57L58 163H53V161H52V159H53V157H51V154H50V152H49V142L51 141V139H52V137L49 135V136H46V132L48 131V133L49 132H51V129H53V130H55V129H57ZM73 128V129H72ZM80 128V129H79ZM101 128V129H100ZM154 128H155V130H154ZM157 128V129H156ZM159 128V129H158ZM168 128V129H167ZM208 128H210V129H208ZM62 129V130H61ZM82 129V130H81ZM110 129V130H109ZM131 129V131L129 132V130ZM173 129H174V131H173ZM187 129V130H186ZM191 129V130H190ZM196 129H197V131H196ZM201 131H200V130ZM207 130V131H205L204 132V130ZM12 130V131H11ZM38 130V131H37ZM42 130V131H41ZM68 130H69V132H70V130H71V132L69 133L68 132ZM119 130H123V134H126V135H124V137L125 136H128L127 138H125V139H128V140H130V141H132L129 137H130V135H131V137H137V136H140V139H137L136 140V142H139V144L140 145H138L137 147L134 145V146H130V144L131 143H133V142H131L130 143V141L129 142H127L126 144L127 145H129L130 146V150L128 149L127 150V148H128V146L126 147V144H124L123 146H125V147H123L124 149H122V147H120V146H122V145H120L121 144V142H122V144H123V142L124 141H126V140H124L123 141V139H124V137H122L121 135H120V132L121 131H119ZM153 130V131H152ZM156 130L158 131V130H161V132L159 131L158 133L160 134L159 135V137L158 136H156L157 135V133H156ZM167 130V131H166ZM172 130V131H171ZM184 130V131H183ZM77 131V132H76ZM81 131V133H82V135H84V136H82L81 135V133H78V132H80ZM104 133H103V132ZM152 131V132H151ZM155 131V135L153 134V132ZM164 131V132H163ZM168 133L169 132V134H168V136L170 137H168L165 133L166 132ZM187 131H188V133H187ZM199 131V132H198ZM211 131V132H210ZM3 132V133H2ZM129 132V133H128ZM140 132H142V137H141V135H140ZM145 132H148V136L149 137H151V139L149 140L147 137H145ZM163 132V133H162ZM171 132V133H170ZM173 132V133H172ZM184 132V133H183ZM202 132L205 134H202ZM216 132V133H215ZM224 132V133H223ZM10 133V134H9ZM151 133H152V135H151ZM176 133V134H175ZM195 133H196V135H195ZM198 133H200V134H198ZM213 133V134H212ZM228 133V134H227ZM5 134V135H4ZM42 134H44V135H42ZM80 134V135H79ZM132 134H133V136H132ZM139 134V135H138ZM161 134L163 135V134H165L164 135V137L163 136H161ZM191 134V135H190ZM12 135V136H11ZM40 135V136H39ZM104 135V136H103ZM115 135V136H114ZM116 135H117V137H116ZM118 135H120V137H122V138H120V137H118ZM171 135H173V136H171ZM177 135V136H176ZM183 135V136H182ZM200 135V136H199ZM34 136V137H33ZM38 136V137H37ZM46 136V137H45ZM76 136V137H75ZM80 136V137H79ZM85 138L84 140H82L83 138ZM87 136V137H86ZM103 136V137H102ZM114 136V137H113ZM176 136V137H175ZM189 136V137H188ZM193 136V137H192ZM205 136V137H204ZM214 136V137H213ZM24 137V140L22 141V138ZM48 137H50L51 139H49ZM110 137V138H109ZM161 137H162V140H161ZM168 137V138H167ZM175 137V138H174ZM179 137V138H178ZM209 137V138H208ZM216 137V138H215ZM119 138V139H118ZM142 138L144 139V140H142ZM157 138H159L158 140H157ZM167 140H165V139ZM178 138V139H177ZM192 138H193V140H192ZM196 138H197V140H196ZM213 138V139H212ZM231 138H236L235 136L234 137H231ZM34 139V140H33ZM46 139V140H45ZM49 139V140H48ZM74 139V140H73ZM98 139V140H97ZM103 139V140H102ZM169 139H173V142H174V144L173 143H168V142H170V140ZM181 139V140H180ZM186 139H188V140H186ZM202 139V140H201ZM204 139H205V141H204ZM210 139V140H209ZM5 140V141H4ZM54 140V139H53ZM68 140H69V142H68ZM80 140V141H79ZM83 142H82V141ZM116 140H117V142H116ZM120 141V143H118L119 141ZM127 140V141H128ZM165 140V141H164ZM169 140V141H168ZM175 140V141H174ZM178 140V141H177ZM202 141L203 143H200V141ZM21 141V142H20ZM47 143H46V142ZM76 141L77 142H79V143H76ZM90 143L88 146L90 147H88L89 149H91L92 148V150H90V151H88L89 149L87 148H85V147H83V146H87V145H84L85 143L84 142H86V143H88V142ZM142 141V142H141ZM143 141H145V142H143ZM160 141H161V143H160ZM182 141V142H181ZM190 141V142H189ZM198 142V144H197V142ZM212 141H214V143L212 142ZM219 141V142H218ZM6 142V143H5ZM27 142V143H26ZM40 142V143H39ZM43 142H44V144H43ZM52 142V141H51ZM76 143L75 145L77 146H79V145H81L80 147H78L80 150H78L77 149V147L74 145V143ZM96 142L99 144V146H100V148L102 149V155H103V157H104V161L106 162V164L112 169V170H116L115 171V173L117 172V174H116V177H117V180L116 181H118V182H116V184H115V182H112L111 181V179L109 178V176H108V174H107V172H106V166H105V164L103 163V165H102V163H99V161H98V159H97V156H96V152H95V146L97 145L96 144ZM102 142V143H101ZM116 142V143H115ZM164 142V143H163ZM166 142V143H165ZM179 142V143H178ZM208 142V143H207ZM5 143V144H4ZM19 143V144H18ZM21 143V144H20ZM83 143V144H82ZM125 143V142H124ZM128 143H130V144H128ZM134 143H135V141H134ZM133 143V144H134ZM144 143H146V144H144ZM160 143V144H159ZM164 145H163V144ZM190 143V144H189ZM192 143V144H191ZM23 144V145H22ZM43 144V145H42ZM48 144V145H47ZM95 144V145H94ZM107 144V145H106ZM132 144V145H133ZM136 144V143H135ZM165 144H167V145H165ZM169 144V145H168ZM187 144V145H186ZM199 145V149L200 150H198L197 152H195V153H197V155H198V157L199 158H197V155H196V158H197V160H196V158L194 159V158H191L192 159V161H191V159H190V156L189 157H185L184 155H183V152L182 151H184V150H186V147L188 146H190V149H191V146L193 145V146H197V145ZM203 144V145H202ZM15 145V146H14ZM33 145V146H32ZM48 146V148L47 147H45V146ZM118 145H120V146H118ZM170 145H171V147H170ZM173 145H175V147L177 148V150H176V148H174V146ZM179 145V146H178ZM215 145V146H214ZM30 146V147H29ZM73 146V147H72ZM74 146H75V148H76V150L77 151H81V152H75L76 150L74 149ZM107 146V147H106ZM139 146H141L140 148L142 149V151L139 149ZM162 146H166L165 148L164 147H162ZM208 146V147H207ZM210 146V147H209ZM221 146V147H220ZM6 147V148H5ZM81 147H82V149L84 150V152L81 150ZM131 147H133L132 149L134 150L135 148L134 147H136L138 150H140L141 152H139L137 149H135L134 150V152H137V153H140V157H138L139 159L137 160V158H134V157H137L136 156V154H135V156H134V154L132 155V152H133V150L131 149ZM169 147V150H170V148H174L176 151H174L173 153H171V151H173V149H171V151H169L167 148ZM201 147V148H200ZM214 147H216V149H214ZM19 148V149H18ZM85 148V149H84ZM209 148V149H208ZM8 149V150H7ZM23 149V150H22ZM44 149V150H43ZM54 148H52L51 147V150H53ZM106 149H109V150H106ZM115 149V150H114ZM148 149V150H147ZM179 149V150H178ZM50 150V151H51ZM66 150V151H65ZM163 150V151H162ZM165 150V151H164ZM206 150H209V151H206ZM215 150V151H214ZM42 151V152H41ZM45 152V154H44V152ZM55 151V150H54ZM63 151H61L62 153H63ZM68 151V152H67ZM92 151V152H91ZM113 151V152H112ZM123 151H124V153H126V154H124L123 153ZM127 151H129V152H127ZM168 151V152H167ZM192 151H193V147H192ZM211 151V152H210ZM66 152V153H65ZM95 152V153H94ZM176 152V153H175ZM179 152V153H178ZM198 152H200V154L198 153ZM212 152H214V153H212ZM69 153H71V154H69ZM76 153H77V155H76ZM78 153H80L81 154V156L78 154ZM91 153V154H90ZM108 153V154H107ZM111 153V154H110ZM141 153H143L144 154V157H142L143 156V154L141 155ZM209 153V154H208ZM218 153V154H217ZM10 154V155H9ZM69 154V156L67 157V155ZM88 154V155H87ZM94 154V155H93ZM106 154V155H105ZM118 154V155H117ZM202 154V155H201ZM212 154V155H211ZM230 154V155H229ZM21 155V156H20ZM49 155V156H48ZM57 155V154H56ZM59 155V154H58ZM174 155V156H173ZM194 155V154H193ZM209 155H211V156H209ZM20 156V157H19ZM89 156V157H88ZM106 156H108V158L106 157ZM213 156V157H212ZM220 156V157H219ZM221 156H222V158H221ZM2 157V158H1ZM49 157L51 158V159H49ZM58 157L60 158V156H57V158L56 159H58ZM82 157V158H83ZM111 157V158H110ZM128 157H131V158H128ZM191 157H193V156H191ZM195 157V156H194ZM210 157V158H209ZM215 157V158H214ZM232 159H231V158ZM24 158V159H23ZM45 158V159H44ZM69 158H70V160H69ZM73 160H72V159ZM87 158H89V159H87ZM142 158H144L143 159V161H144V163H143V161H142ZM12 159H13V161H12ZM21 161H20V160ZM42 159V160H41ZM66 159V160H65ZM95 159V160H94ZM106 159V160H105ZM109 159H111L110 161H109ZM119 161H118V160ZM194 159V160H193ZM210 159V160H209ZM212 159V160H211ZM217 159H219V160H217ZM260 159V158H259ZM51 160V161H50ZM61 160H59V163H60V161ZM75 160V161H76ZM89 160V161H88ZM92 162H91V161ZM107 160H108V162L110 163H108L107 162ZM146 160V161H145ZM196 160V161H195ZM199 160V161H198ZM234 162H233V161ZM261 160V159H260ZM259 160V161H260ZM29 161V162H28ZM49 161V162H48ZM85 161H87V162H85ZM126 161V162H125ZM191 161V162H190ZM194 161V162H193ZM222 161H224V162H222ZM52 162V163H51ZM57 162H58V160H57ZM71 162V163H70ZM123 162V163H122ZM132 162V163H131ZM208 162H209V164H208ZM222 162V163H221ZM49 163V164H48ZM62 163V162H61ZM76 163V162H75ZM86 163V164H85ZM91 165H90V164ZM196 164V165H194V164ZM199 163V164H198ZM212 163V164H211ZM216 163H217V165H216ZM234 163V164H233ZM14 164H15V166H14ZM18 164V165H17ZM20 164H21V166H20ZM23 164H24V166H23ZM53 164V165H52ZM54 164L56 165V166H54ZM74 164V163H73ZM95 166H94V165ZM143 164L146 166V168L143 166ZM169 164V165H168ZM230 164V165H229ZM4 167H3V166ZM11 165V166H10ZM34 165V166H33ZM65 165V164H64ZM76 165V164H75ZM84 165H82V166H84ZM98 165V166H97ZM112 165V166H111ZM132 165V166H131ZM133 165H135V166H133ZM141 165L142 167H144V170H145V173L146 172H148V171H150L149 173H147L148 175H150L151 173H152V176H150V179L151 178H153V176L155 177V178H153V180L151 179L150 180V182H156V184H151L150 182H147L149 179V177H147L148 175L147 174H145V175H147V176H145V175H143V173H144V170H143V173H142V170H140L141 169V167H139V166ZM174 165V167L176 166V167H178V169H176V171L178 172L177 174H178V178H181V179H179V184H177V186H181L180 188L181 189H183V191L182 190H180L179 191V189L177 190V188H176V192L179 194L180 192H181V196L180 195H177V193L174 191L175 190V188L174 189H172V187H176V183L174 182L175 181V179H174V174H173V176H171V172H174V171H170V169H172V166ZM194 165V166H193ZM202 165V166H201ZM210 165V166H209ZM223 166V168L225 167V169H226V167L227 166H230V167H227V171L224 173H220V175L219 174H217V175H215V176H213V177H208V176H206V178H205V170H208V168H210L211 166H216V167H218V166ZM6 166V167H5ZM48 168H47V167ZM51 166V167H50ZM57 166H58V169H57V171L55 170L56 168H57ZM131 166V167H130ZM201 166V167H200ZM219 166V167H220ZM25 167V168H24ZM33 167V168H32ZM54 167H55V169H54ZM100 167V168H99ZM133 167V168H132ZM171 167V168H170ZM175 167V168H176ZM189 167V168H188ZM207 167V168H206ZM232 167V168H231ZM11 168V169H10ZM20 168V169H19ZM41 168V169H40ZM114 168V169H113ZM130 168V169H129ZM139 170H138V169ZM150 170H149V169ZM230 168V169H229ZM4 169V170H3ZM25 169V170H24ZM50 169V170H49ZM72 169V168H71ZM92 171H91V170ZM134 169V170H133ZM191 169V170H190ZM205 169V170H204ZM62 169H60V171H61ZM69 170H70V168H69ZM93 170H95L94 172H93ZM121 170V171H120ZM198 171V173H199V171L201 172V173H199V176H198V173H196L197 171ZM26 171V172H25ZM56 171V172H55ZM64 171H66V174H67V176H71L70 174H68V170H64ZM97 171V172H96ZM118 171H119V173H118ZM138 173H137V172ZM169 171H170V173H169ZM48 172V173H47ZM142 174H141V173ZM159 172V173H158ZM229 172V173H228ZM12 173V174H11ZM27 173H29V174H27ZM33 173V174H32ZM37 173V174H36ZM60 173H61V175H60ZM99 175H98V174ZM132 173V174H131ZM140 173V174H139ZM3 174H4V177H2L3 176ZM10 174H11V176H10ZM24 174V175H23ZM45 174V175H44ZM51 174V175H50ZM54 174V175H53ZM136 174V175H135ZM137 174H138V176L140 175V177H144L145 176V178H143L144 180L146 179V182L149 184V185H145L144 187H146V188H148V186L150 187L149 188V194H150V191H153V194H154V192H155V194H157L158 192V195H157V200H158V196L160 197L159 199L161 200V199H163L162 198V196H160V195H163V197H164V203H166L168 206H169V211H170V213L169 212H167V213H169V214H167L168 216H166V215H164V214H166V212L163 214L162 212H159V210H157L158 212H159V214H161L159 217H158V215L156 216V214H157V212L155 213H152V212H149L150 210V208H151V211H152V206L151 205H149L148 203H149V201L148 202H146L147 200H144L143 198H141V196H143L144 198L145 197H148L149 195L147 194V196H144L145 194H143V193H141V191H139V190H142L143 189V187H142V183L143 184H146V182L144 181V180H142L141 178H139V177H136L137 176ZM202 174V175H201ZM14 175V176H13ZM22 175V176H21ZM41 175V176H40ZM76 175V174H75ZM100 175H101V177H100ZM157 175V176H156ZM180 175V176H179ZM201 175V176H200ZM223 177H222V176ZM61 176V177H60ZM121 176V177H120ZM168 176V178H166ZM196 176V177H195ZM198 176V177H197ZM203 176V177H202ZM9 179H8V178ZM14 177V178H13ZM15 177H16V180H15ZM23 177V178H22ZM45 177H46V179H45ZM55 177V178H54ZM94 177V178H93ZM96 177V178H95ZM99 177V178H98ZM120 177V178H119ZM147 177V178H146ZM171 177H173V178H170ZM209 179H208V178ZM221 177V178H220ZM13 178V179H12ZM31 178V179H30ZM66 178V179H65ZM160 178V179H159ZM162 178V179H161ZM197 178V179H196ZM202 178V179H201ZM215 178H217L216 180H215ZM7 179V180H6ZM29 179H30V181H29ZM33 179H35V180H33ZM37 179V180H36ZM50 179V180H49ZM61 179H63V180H61ZM81 179H83V180H81ZM95 179H97L96 181H95ZM100 179V180H99ZM174 179V180H173ZM193 179V180H192ZM201 179V180H200ZM212 179H214V181L212 180ZM10 180V181H9ZM54 180V181H53ZM67 182H66V181ZM82 182H87V184H86V182L85 183H80L81 181ZM124 180V181H123ZM144 181V182H142V181ZM171 180H173V181H171ZM200 180V181H199ZM210 180V181H209ZM43 181V182H42ZM68 181H71V182H68ZM75 181V182H74ZM78 181V182H77ZM90 181V182H89ZM95 181V182H94ZM98 181V182H97ZM139 182V184H138V182ZM161 181V182H160ZM169 181H171V182H169ZM181 181V182H180ZM185 182V184H184V182ZM212 181V182H211ZM243 181V182H242ZM92 182V183H91ZM94 182V183H93ZM140 182H142V183H140ZM3 183V184H2ZM15 183L17 184V185H15ZM40 183H42V184H40ZM64 183H66V184H64ZM69 185H68V184ZM76 183H77V185H76ZM132 183V184H131ZM173 183H175L174 185H173ZM242 183V184H241ZM264 183V182H263ZM38 184V185H37ZM59 184V185H58ZM75 184V185H74ZM79 184H80V186H79ZM83 184H86V187H87V189L86 190H88L89 188V191L87 192L85 189H84V187H85V185L83 186ZM90 184V185H89ZM93 184H95L94 186H93ZM113 184H115V185H113ZM216 184V185H215ZM237 184H238V186H237ZM249 184V183H248ZM31 185V186H30ZM43 185V186H42ZM54 185V186H53ZM58 185V186H57ZM61 185V186H60ZM74 185V186H73ZM81 185H82V187H83V189H84V191H86V192H83V190H82V187H81ZM99 185V186H98ZM141 185V186H140ZM151 185V186H150ZM152 185H153V187H152ZM171 185H173V186H171ZM215 185V186H214ZM244 185H246L245 187H244ZM10 188H9V187ZM16 186V187H15ZM28 186V187H27ZM64 186V187H63ZM76 186V187H75ZM89 186V187H88ZM91 186V187H90ZM101 186V187H100ZM138 186V187H137ZM19 187V188H18ZM27 187V188H26ZM81 187V188H80ZM85 187V188H86ZM95 187V188H94ZM103 187V188H102ZM141 189H140V188ZM154 188V187H156V190H155V188L154 189H152V188ZM159 187V188H158ZM184 187V188H183ZM14 188V189H13ZM46 188V189H45ZM58 188H60V189H58ZM63 188V189H62ZM68 188H69V190H68ZM71 188V189H70ZM93 188V189H92ZM100 188V189H99ZM139 188V189H138ZM242 190H241V189ZM39 189V190H38ZM80 189V190H79ZM95 189V190H94ZM128 189V190H127ZM150 189H152V190H150ZM228 189V190H227ZM249 189V191H251ZM37 190H38V192H37ZM41 190V191H40ZM63 190V191H62ZM68 190V191H67ZM140 192V194H139V192ZM144 190H146V189H144ZM165 190V191H164ZM206 190V191H205ZM217 190V191H216ZM226 190V191H225ZM9 191H12V192H9ZM56 191V192H55ZM62 191V192H61ZM77 191V192H76ZM79 191H81V192H83V193H80ZM92 192V194H91V192ZM143 191V190H142ZM147 191V190H146ZM175 193H174V192ZM240 191V192H239ZM47 192V193H46ZM70 192V195L73 193V195H75V197L72 195V196H70L68 193ZM103 192V193H102ZM183 192H185V193H183ZM252 192H254V190L252 191ZM59 193V194H58ZM66 193V194H65ZM85 193V194H84ZM94 193H95V195H94ZM99 193V194H98ZM144 193H147V192H145L144 191ZM152 193V192H151ZM168 193V194H167ZM203 193V195H201ZM7 194H9V195H7ZM11 194H12V196H11ZM36 194V195H35ZM42 194H43V197H42ZM81 196H80V195ZM87 194V195H86ZM152 194V195H153ZM178 196H176V195ZM204 194H206L205 196H204ZM228 194V195H227ZM69 197H68V196ZM86 195V196H85ZM90 195H92V196H90ZM101 195V196H100ZM130 195V196H129ZM140 195V196H139ZM208 195V196H207ZM10 196V197H9ZM14 196L16 197V198H14ZM30 196V197H29ZM38 196H40V198L38 197ZM47 196V197H46ZM78 196V197H77ZM84 198H83V197ZM88 196V198L86 199V197ZM96 196V197H95ZM98 196V197H97ZM107 196V197H106ZM120 196V197H119ZM124 196V197H123ZM185 196V197H188V198H185V199H182V200H184V201H182L181 199L180 200H178L179 199V197H181V198H183V197ZM192 196V197H191ZM226 196V197H225ZM237 196V195H236ZM254 196V195H253ZM80 197V198H79ZM100 197V198H99ZM104 197H105V199H104ZM152 198H153V196H151ZM202 197V198H201ZM204 197V198H203ZM210 197H211V200L213 201H211L210 200ZM246 197V198H245ZM31 198V199H30ZM55 198V199H54ZM62 198H64V199H62ZM75 198V199H74ZM93 198V199H92ZM96 198V199H95ZM97 198H98V200H97ZM129 198V199H128ZM135 198L137 199V200H135ZM149 198V197H148ZM148 198H146V199H148ZM155 198V197H154ZM153 198V199H154ZM194 198V199H193ZM208 198L209 199V202H208V200H206V199ZM237 198H239V197H237ZM236 198V199H237ZM62 199V200H61ZM67 199V200H66ZM73 199V200H72ZM82 199V200H81ZM84 199V200H83ZM89 199V200H88ZM141 199H143L144 201H145V203H147V205H144L145 203H144V201L143 200H141ZM169 199V200H168ZM187 199H189V200H187ZM204 199V200H203ZM215 199V200H214ZM224 199V200H223ZM15 202H14V201ZM33 202H32V201ZM37 200V201H36ZM76 200V201H75ZM98 201V204H100V203H102L103 202V204H100L101 206V209H98V207H97V201ZM106 200V201H105ZM130 200H132V202L134 203L135 202V204H133L132 205V202L130 201ZM150 200V199H149ZM156 200V199H155ZM154 200V201H155ZM160 200H158L159 202H160ZM71 201V202H70ZM86 201V202H85ZM94 201L96 202V203H94ZM124 201V202H123ZM138 202V204L136 205V203ZM143 201V202H142ZM153 201V202H154ZM162 201V202H163ZM187 201V202H186ZM188 201H191V202H188ZM206 201V202H205ZM216 201V202H215ZM31 202V203H30ZM66 202V203H65ZM76 202V203H75ZM80 203V205H79V203ZM92 202V203H91ZM106 202V203H105ZM108 202H110V203H108ZM131 202V203H130ZM150 202H151V200H150ZM156 202V201H155ZM154 202V203H155ZM162 202H161V204H162ZM65 203V204H64ZM71 203H72V205H71ZM85 203H87V204H85ZM107 203H108V205H107ZM124 203V204H123ZM182 203V204H181ZM186 203H187V205H186ZM191 203V207L188 205V204H190ZM207 203V204H206ZM22 204V205H21ZM130 205V207H126V205ZM150 204H152L153 205V203L151 202ZM156 204H158V202H156ZM155 204V205H156ZM181 204V205H180ZM18 205V206H17ZM34 205V206H33ZM124 205V206H123ZM154 205V206H155ZM219 207H218V206ZM246 205H248V207L246 206ZM42 206V207H41ZM114 206V207H113ZM131 206H132V210H131ZM136 206H138V207H136ZM146 206V207H145ZM149 206H151V207H149ZM153 206V207H154ZM160 206V205H159ZM182 206H184V208L182 207ZM186 206V207H185ZM207 206V207H206ZM216 206V207H215ZM246 208H245V207ZM255 206H257V209L259 210H257L256 209V207ZM37 207H39V208H37ZM69 207V208H68ZM75 207V208H74ZM84 207V208H83ZM94 207V208H93ZM107 209H106V208ZM125 207V208H124ZM135 207V208H134ZM149 207V208H148ZM208 207H209V209H208ZM251 207V208H250ZM35 208V209H34ZM67 208V209H66ZM98 210H97V209ZM155 208V207H154ZM212 208H213V210H212ZM227 210H226V209ZM237 207H235V209H236ZM237 208V209H238ZM242 208V209H241ZM245 208V209H244ZM258 211H256L255 209ZM47 209V210H46ZM103 209V210H102ZM104 209H105V211H104ZM134 209H136V210H138V209H140V210H138V211H142V212H136ZM168 209V208H167ZM244 209V210H243ZM253 209V210H252ZM46 211V212H44V211ZM78 210V211H77ZM88 210L90 211L89 212V214H88ZM91 210H93V211H91ZM99 210H102V211H100L99 212ZM128 212H127V211ZM136 212H134V211ZM153 210H155V209H153ZM189 210H190V214L188 213L189 212ZM194 212H198V213H194ZM210 210V211H209ZM219 210V211H218ZM247 210V211H246ZM252 210V211H251ZM50 211V212H49ZM55 211H56V213H57V215H56V213H55ZM85 211V212H84ZM130 211V212H129ZM133 211V212H132ZM175 211V212H174ZM212 211H213V213H212ZM226 211V212H225ZM228 211V212H227ZM236 211H238L239 212V214H238V212H236ZM255 212V217L253 216V214H252V212ZM260 211H262V212H260ZM3 212V213H2ZM13 214H12V213ZM40 212H43V213H40ZM80 214H79V213ZM107 212V213H106ZM112 214H111V213ZM114 212V213H113ZM131 212H132V215H131ZM144 212H145V215H144ZM209 212H211V214L209 213ZM217 212V213H216ZM234 212V213H233ZM257 212V213H256ZM35 213H36V215H35ZM75 213H76V215H75ZM125 213H126V215H125ZM130 213V214H129ZM138 213H141L140 214V216H139V214ZM193 213V214H192ZM215 213V214H214ZM221 213V214H220ZM228 213V214H227ZM232 213V214H231ZM238 215H237V214ZM243 213V214H242ZM251 213V214H250ZM74 214V215H73ZM108 214V215H107ZM138 215V216H136V217H138V218H136L134 215ZM154 214V215H153ZM171 214V216L169 217V215ZM188 214V215H187ZM195 214H196V216H195ZM213 214L216 216V217H214L213 216ZM230 214L232 215V216H234V215H236V217L234 218V217H232L231 216V221H230ZM234 214V215H233ZM260 214V215H259ZM7 215V216H6ZM11 215V216H10ZM39 215V216H38ZM51 215V216H50ZM63 215V216H62ZM72 215V216H71ZM85 215V216H84ZM110 215V216H109ZM111 215H113V216H115V217H113V216H111ZM129 215V216H128ZM147 215V216H146ZM151 215H153L154 217H152ZM218 215V216H217ZM251 215V216H250ZM259 215V216H258ZM45 218H44V217ZM99 216V217H98ZM100 216H101V218H100ZM126 218H125V217ZM131 216H133V217H131ZM141 216H144V217H141ZM152 218H151V217ZM166 216V217H165ZM189 216V217H188ZM191 216V217H190ZM194 216V217H193ZM212 216V217H211ZM242 216V217H241ZM261 216V217H260ZM262 216H263V218H262ZM13 217V218H12ZM26 217V218H25ZM39 217V218H38ZM51 218V219H49V218ZM72 217V218H71ZM107 217H108V219H111L112 220V222L113 223H110L109 221H107L108 219H107ZM130 217V218H129ZM148 217V218H147ZM157 218V219H153V218ZM161 217H165V218H161ZM171 217H173V218H175V219H173V218H171ZM193 217V218H192ZM196 217V218H195ZM222 217V218H221ZM227 217H229V218H227ZM244 217V218H243ZM249 217V219H247ZM253 219H252V218ZM9 218V219H8ZM41 218V219H40ZM74 218V219H73ZM114 218V219H113ZM141 218V219H140ZM142 218H144V219H142ZM151 218V219H150ZM163 219V221L164 222H162L161 220H159V219ZM168 218V219H167ZM200 218V219H199ZM202 218V219H201ZM237 218V219H236ZM239 218V219H238ZM241 218V219H240ZM254 218H256V219H254ZM68 219V220H67ZM134 219H136V220H134ZM137 219H138V221H137ZM195 220V219H197V220H195V221H193V220ZM199 219V220H198ZM229 219V220H228ZM237 221V222H235V220ZM252 220V222L250 223L249 222V220ZM260 219H262V220H260ZM46 220V221H45ZM62 220V221H61ZM93 220H94V222H93ZM154 220V221H153ZM169 220V221H168ZM220 220V221H219ZM250 220V221H251ZM44 221V222H43ZM153 221V222H152ZM168 221V222H167ZM174 221V222H173ZM248 221V222H247ZM254 221V222H253ZM256 221V222H255ZM10 222V223H9ZM107 222H109L108 224H107ZM115 222V223H114ZM132 222H134V223H132ZM137 222V223H136ZM202 222V223H201ZM216 222V223H215ZM217 222H219V223H217ZM231 222V223H230ZM8 223V224H7ZM14 223V224H13ZM103 223H104V225H103ZM152 223H154V224H152ZM160 223H163V224H160ZM205 223V224H204ZM210 225H209V224ZM233 223V224H232ZM238 223V224H237ZM240 223V224H239ZM245 223V224H244ZM254 223V224H253ZM73 224V225H72ZM78 224V225H77ZM80 224V225H79ZM84 224V225H83ZM109 224H113V225H110V226H108ZM133 224V225H132ZM157 224H160L161 226H158ZM170 224V225H169ZM176 224V225H175ZM178 224V225H177ZM196 224V225H195ZM208 224V225H207ZM235 224V225H234ZM247 224V225H246ZM250 224H253V226H251ZM264 224V223H263ZM155 225V226H154ZM157 225V226H156ZM195 225V226H194ZM198 225H201L200 227L198 226ZM204 225V226H203ZM206 225V226H205ZM219 225V226H218ZM233 225V226H232ZM237 225V226H236ZM239 225V226H238ZM256 225V226H255ZM7 226V227H6ZM17 226V227H16ZM72 226V227H71ZM76 226V227H75ZM87 226V227H86ZM108 228H107V227ZM218 226V227H217ZM235 226V227H234ZM240 226H241V228H240ZM245 226H248V228L247 227H245ZM262 226H263V228H262ZM51 227V228H50ZM57 229H56V228ZM63 227V228H62ZM83 227H85V228H83ZM91 228V229H88V228ZM112 227V228H111ZM162 227V228H161ZM168 227V229H166ZM195 227V228H194ZM202 227V228H201ZM209 227V228H208ZM232 227L234 228V231H233V229H232ZM252 227V228H251ZM258 228V230L259 231H261L262 232V234H260V235H258V234H256V233H259L258 232V230H256L257 228ZM16 228V229H15ZM67 228V229H66ZM78 228V229H77ZM102 228V229H101ZM105 228H107V229H105ZM115 228V229H114ZM142 228H143V231H142ZM155 228V229H154ZM160 228V229H159ZM200 228V229H199ZM206 228V229H205ZM245 228H247L246 230H245ZM256 228V229H255ZM55 229V230H54ZM69 229V230H68ZM72 229V230H71ZM94 229V230H93ZM105 229V230H104ZM110 229V231H108ZM116 230V232H113L114 230ZM169 229H171V230H169ZM224 229V230H223ZM236 229V230H235ZM240 229H241V231H242V233H241V231H240ZM249 229V230H248ZM255 231L254 233H253V231ZM255 229V230H254ZM62 230V231H61ZM66 230V231H65ZM89 230V231H88ZM118 230H119V232H118ZM159 230V231H158ZM202 232H201V231ZM204 230V231H203ZM210 230V231H209ZM233 232H232V231ZM251 230V231H250ZM48 231V232H47ZM54 231H55V233H54ZM86 231V232H85ZM93 231V232H92ZM103 231V232H102ZM106 231V232H105ZM158 231V232H157ZM164 232V233H161V232ZM199 231V232H198ZM246 231H250L251 233H253L254 235H256V236H254V235H251V233L249 234L248 232H246ZM53 232V233H52ZM83 232V233H82ZM118 232V233H117ZM121 232V233H120ZM137 232V233H136ZM140 232V234H138ZM157 232V233H156ZM167 232V233H166ZM169 232H171V233H169ZM260 232V233H261ZM71 233V234H70ZM94 233V234H93ZM97 233V234H96ZM104 233V234H103ZM111 233H113V234H115V235H113V234H111ZM142 233V234H141ZM148 234V236H147V238H145L146 237V235ZM169 233V234H168ZM207 233V234H206ZM233 233H234V235H233ZM236 233V234H235ZM240 233V234H239ZM246 233H248V234H246ZM60 234V235H59ZM73 234V235H72ZM120 234V235H119ZM144 234V235H143ZM146 234V235H145ZM149 234H151L152 235V237H151V235H150V237H149ZM161 234H163V235H161ZM171 234H173V235H171ZM206 234V235H205ZM87 235V236H86ZM94 235V236H93ZM96 235V236H95ZM109 235H111V236H109ZM138 235H140L141 236V239H139L140 238V236H138ZM168 235V236H167ZM240 235V236H239ZM242 235V236H241ZM246 235H247V237H246ZM251 235V236H250ZM262 235V236H261ZM13 236V237H12ZM73 236V237H72ZM83 238H82V237ZM103 236H106V237H103ZM109 236V237H108ZM119 236H120V238H119ZM163 236V237H162ZM177 236V237H176ZM201 236V237H200ZM244 236V237H243ZM248 236H250V238L248 237ZM63 237V238H62ZM80 237V238H79ZM115 237H117V238H115ZM170 237V238H169ZM171 237H173V238H171ZM237 239H236V238ZM246 237V239H243V238H245ZM252 237H254V238H252ZM257 237H259V239H256ZM77 238V239H76ZM90 238V239H89ZM119 238V239H118ZM122 238V239H121ZM126 238V239H125ZM185 238V239H184ZM202 238V239H201ZM264 238V237H263ZM71 239V240H70ZM103 239H104V242H103ZM110 239V240H109ZM114 239V240H113ZM128 239V240H127ZM248 239V240H247ZM251 239H255L254 241L256 242L257 240H258V243L256 242L255 244L258 246H256V248H255V245L253 244L254 243V241H253V243L252 242H247V241H252ZM89 240V241H88ZM120 240V241H119ZM136 240V241H135ZM183 240V241H182ZM204 240V241H203ZM242 240L244 241L243 243H244V247L242 246V245H240V244H243L242 243ZM264 240V239H263ZM124 241V242H123ZM174 241H176V244H175V242ZM203 241V242H202ZM207 241V242H206ZM106 242H109V243H106ZM127 242V243H126ZM163 242V243H162ZM238 242H241L240 244L238 243ZM66 243V244H65ZM104 243H106V244H104ZM146 243V244H145ZM249 244L250 246L251 245H254V246H251V247H253V249L251 248H248L249 247V245L245 248V246L247 245V244ZM59 244H60V246H59ZM76 246H74V245ZM91 244H96L97 245V247H99V248H97L96 247V245H94V248L96 247V250H98V252L96 251V250H93L92 248L93 247H91L90 245ZM100 244V245H99ZM102 244H103V246H102ZM110 244V245H109ZM117 244V245H116ZM126 244V245H125ZM200 244V245H199ZM242 246V249L240 248V246ZM246 244V245H245ZM68 245V246H67ZM70 245L72 246V247H70ZM99 245V246H98ZM113 245V246H112ZM148 245V246H147ZM186 245H187V247H186ZM189 245V246H188ZM210 245V246H209ZM62 246V247H61ZM88 246V247H87ZM150 246H152V247H150ZM208 246V247H207ZM233 246V247H232ZM3 247V248H2ZM69 247V248H68ZM153 247H156V249L155 248H153ZM191 247V248H190ZM210 247V248H209ZM212 247V248H211ZM231 247V248H230ZM63 248V249H62ZM72 248V249H71ZM73 248H74V250H73ZM85 248H86V250H85ZM90 248H91V251H92V253L91 252H89L90 251ZM131 248V249H130ZM167 248H168V250H167ZM183 248H185L184 250H183ZM240 248V249H239ZM248 248V249H247ZM68 249L70 250V251H68ZM76 249V250H75ZM88 249H89V251H88ZM117 249V250H116ZM129 249V250H128ZM155 249V251H153ZM182 249V250H181ZM244 249H245V251H244ZM256 249V250H255ZM257 249H259V251L257 250ZM65 250V251H64ZM145 250V251H144ZM158 250V251H157ZM161 250V251H160ZM189 250V251H188ZM112 251V252H111ZM149 251H152V252H150V255H149ZM156 251H157V253H156ZM181 251V252H180ZM186 251V252H185ZM100 252V253H99ZM122 252V253H121ZM124 252V253H123ZM146 252V253H145ZM184 252H185V254H184ZM210 252V253H209ZM70 253V254H69ZM105 253V254H104ZM153 253V254H152ZM218 253V254H217ZM262 253V254H261ZM27 254H28V257H27ZM77 254V255H76ZM118 254H120V255H118ZM123 254H125L126 256H124ZM128 254V255H127ZM164 254V255H163ZM193 254V255H192ZM214 254V255H213ZM111 255V256H110ZM123 255V256H122ZM84 256V257H83ZM99 256V257H98ZM102 256V257H101ZM117 256V257H116ZM128 256V257H127ZM151 256V257H150ZM167 256V257H166ZM183 256V257H182ZM188 256V257H187ZM196 256V257H195ZM232 256V257H231ZM262 256V257H261ZM83 257V258H82ZM132 257V258H131ZM190 257V258H189ZM215 257V258H214ZM258 257V258H257ZM91 258V259H90ZM107 258V259H106ZM109 258V259H108ZM121 258V259H120ZM124 258V260H122ZM152 258V259H151ZM192 258V259H191ZM256 258V259H255ZM87 259V260H86ZM93 259V260H92ZM95 259V260H94ZM98 259V260H97ZM120 259V260H119ZM127 261H126V260ZM190 260V262L189 261H187V260ZM230 259V260H229ZM260 259V260H259ZM149 260V261H148ZM261 260H262V262H261ZM96 261V262H95ZM102 261V262H101ZM136 261V262H135ZM158 261V262H157ZM169 263H168V262ZM184 261V262H183ZM47 262V263H46ZM50 262V263H49ZM79 262H81V263H79ZM85 262V263H84ZM130 262V263H129ZM160 262V263H159ZM198 262V263H197ZM259 262V263H258Z\"/></svg>", "mask_w": 264, "mask_h": 264}, {"label": "bare ground", "instance_id": "obj_2", "mask_svg": "<svg viewBox=\"0 0 264 264\" xmlns=\"http://www.w3.org/2000/svg\"><path fill=\"white\" fill-rule=\"evenodd\" d=\"M5 1V0H4ZM30 1V3H33V4H35L36 3V5L37 6H41V5H45V4H43V3H46V2H48V3H50L49 4V6L52 4V6H50V7H53V4H55L54 2H57L58 0H29ZM52 1V2H51ZM61 2V4L63 5V8H64V4H66V5H71L72 7H71V9L72 8H74V10L76 11V13L78 14L79 13V15L81 16L82 14V8L80 7L81 5L83 6V7H85V10L89 13V10H87V8L89 9L90 8V10L91 11H93L94 10V12H92V13H90L94 18L96 17V15H97V18L99 17L100 19L98 20V19H96V21H95V19H91L92 17H91V15H90V18H88V20H90V22L89 21H87V20H85V17H84V15H86L87 14V16H88V13L87 12H85L86 14H84L83 16H81L84 20H81V21H83V23L85 22V21H87V22H89L87 25L88 26H86V25H81L80 23V26L82 27V26H85L86 28L88 27V29L89 30H87L85 27H84V30L86 29L87 31H90L91 33H94L95 34V36L96 35H102V33H103V35H102V37L100 36H97L96 38H98L99 40H100V38L102 39H104V36H106V35H104V33L105 32H107V31H105V30H103L104 28H103V26L105 27V26H108V25H106V16H100V15H98L97 13H101V11L104 13V10L106 11V12H108V14H107V17L109 18V19H112L113 17H112V12H113V10L112 11H109V5H108V3H107V1H105V0H97L96 2L94 1V0H60ZM114 0H112V2H113ZM116 1V0H115ZM124 1V0H123ZM131 1V0H130ZM148 1V0H147ZM168 1V0H167ZM171 1V0H170ZM170 1H168V5L166 6V7H164V8H166L165 9V12H166V10L168 9L167 7L169 6V8H171V7H174L177 11H175V9L174 8H171V10H169L171 13H174V12H178L179 11V13L181 14V15H179V17L180 16H182V17H180V19L182 20V23H180L179 22V24H180V26L181 25H183V26H179V27H176V28H180V29H177L178 30V32L180 33L179 34V37L177 38V39H173L172 40V42L171 43H173L174 44V41L176 42L174 45H176L175 47H176V49L175 48H171L170 49V51H171V55H176L175 57H174V59H175V61L177 60V62H180V61H183V64H185L184 62H188L189 63V68H186L187 70H188V73L189 74H191L190 75V77L192 78V77H195V78H192V79H196V80H198L199 82H200V85H198V86H200V88L198 87V86H196V84L198 83H196V81L194 82V83H196L195 84V87H197L198 89H196L195 87H194V83L191 81V86L193 85V87H192V89H194L195 91L194 92H196L197 91V93H201V82H202V84L203 83H205V84H207L204 88H202L203 90L205 89L206 91H207V88L209 87L210 89L209 90H211L212 88V93L211 94H209L208 95V92H210L209 90L207 91V93H204L205 94V100H207L208 101V103L209 102H212V100H214L213 102H215V103H210L209 105H208V108L207 107H205V103H207L205 100H203L204 99V97H202L203 99L202 100H200V102L198 101V99L196 100V102L198 101L199 103H201V102H204L205 101V103L204 104H202L204 107H202V108H206L205 110H206V113H204V111H202L201 110V112H203L204 114H206L207 115V112H208V114H210L209 116H211V113H212V115L215 113V111H217L216 109H219L218 111H217V113H215V119H213L215 122H226L227 123V119L229 118V116H230V124H226V125H230L229 127V129H230V139L229 140H226V146L230 149V156H232L233 155V157H235V159H233V160H235L236 161V163L234 164V166H235V168H236V174H234L233 173V171H232V169H230L229 170V174H230V176H231V178H230V183L229 182H227V181H225V180H216L217 178H215V182H217V185H219V186H221V187H225L224 189H226V188H228V189H230V211H233V209H234V212H235V210H239L240 211V207H242L244 204L243 203H245V202H248L249 204H251L252 206V208L254 207L253 206V202H257V206L258 207H260L259 208V210H262V211H264V110L262 109V107H259V105H256V104H258L259 103V101L257 102L256 101V99H255V97H253V95H252V93H251V91H250V89L249 88H247L246 86H244V84L246 83L245 81H244V78H245V75H246V73H245V75H244V77L242 76L243 74H244V72L245 71H243L242 72V70H236V66L237 65H240V63L241 62H239L238 60V62L237 63H232L231 64V71H232V74H231V76H227V75H224V72L225 71H222L221 70V68L220 67H222V66H220L221 64L219 63V61H218V59L220 58H217V57H214V56H212L214 53H212L211 54V52L210 51H214V50H212L213 48H211V50L209 49V45H211L210 43H209V39L211 38L209 35H207V36H205V38H204V40H203V42H202V40H201V42L203 43L202 45H199L200 43H198L197 42V39H194L196 36L195 35H197L198 34V32L200 33V30H198L199 29V27H200V20H199V17H198V15H195V13L196 14H199V11H200V9L202 10V9H210V11L212 12V15L214 16L213 18L214 19H212V25H215V23H216V21H218V20H221V21H223V22H225L227 25V27L231 30V28L230 27H232V28H234V29H232L233 30V34H234V36L235 37H238L240 34L241 35H245L244 37L246 38V37H251V38H254L255 40H256V38H259V43H262V42H264V20H261V19H264L263 17H260L262 14L260 13V16L258 15V16H255V13H256V15H257V13H258V11H256L255 12V9L257 8L256 6V8L254 9V5H250L249 4V0H206V1H204V0H186V1H189L190 3H192V5H190V3L189 4H187L189 7H187L188 9H186V10H188V11H186L185 12V10H184V8H186V6L185 7H183L181 4L179 5V4H177L176 2H174V0L173 1H171V3H172V5L173 6H170L169 5V2ZM27 2V1H26ZM59 2V1H58ZM57 2V3H58ZM80 2H81V4H80ZM119 2V1H118ZM133 2V1H132ZM146 2V0L144 1V3ZM157 1L155 0V2H153L151 5L153 6V7H160V6H158V4L159 3H161V2H165L164 0H160L159 1V3H156ZM260 2H261V9L263 8V11H264V0H260ZM3 3V2H2ZM28 3V2H27ZM60 3H58V6L59 5H61ZM116 3V2H115ZM123 3V2H122ZM129 3V2H128ZM156 3V4H155ZM179 3V2H178ZM251 3V2H250ZM7 4V3H6ZM14 4H15V2H14ZM40 4V5H39ZM112 4H114V3H111V5ZM124 4H126V3H124ZM130 5L132 4V3H129ZM155 6H154V5ZM32 5V4H31ZM66 5H65V7H66ZM114 5H116V4H114ZM114 5H113V7H114ZM144 5H146V6H148V9H149V7L151 6H149L148 4H147V2L144 4ZM143 5V6H144ZM160 5V4H159ZM163 6H165L164 5V3L162 4ZM161 5V6H162ZM184 5H185V3H184ZM8 6H10V5H8ZM37 6H36V9H37ZM46 6V5H45ZM132 6V5H131ZM134 6V5H133ZM132 6V7H133ZM151 6V7H152ZM42 7H44V6H41V7H39V9L41 8L42 9ZM48 7V6H47ZM47 7H45V8H43V11H41L42 12V14L43 15H45V13H46V11L48 12L49 11V13H50V11L51 10H48V8ZM119 7V6H118ZM135 7H136V5H135ZM17 8H19L18 6H17ZM28 8V7H27ZM54 8H56V7H53V9ZM62 8V7H61ZM60 8V9H61ZM61 9V10H70L69 12H70V14H72L71 12L73 11V10H71L70 9V7H66V9ZM111 8V7H110ZM163 8V9H164ZM49 9H51V8H49ZM52 9V10H53ZM93 9V10H92ZM141 9V8H140ZM143 9V8H142ZM141 9V10H142ZM160 8H158L157 10L158 11H161L162 12V10L160 9ZM174 9V10H173ZM58 10V9H57ZM83 10H84V8H83ZM84 10V11H85ZM119 10V9H118ZM125 10V9H124ZM123 10V11H124ZM145 10L147 11V7L145 8ZM155 10V9H154ZM154 10H151L152 12L154 11ZM156 10V11H157ZM190 10H191V12H190ZM30 11V10H29ZM81 11V12H80ZM130 11V10H129ZM143 11V10H142ZM149 11V10H148ZM259 11H260V9H259ZM52 12V11H51ZM55 12H56V10H55ZM59 12H60V10H59ZM117 12V11H116ZM121 12V11H120ZM127 12V11H126ZM150 12V11H149ZM161 12H160V14H161ZM164 12V13H165ZM168 12V11H167ZM166 12V16L167 15H169L168 13ZM169 12V13H170ZM188 12V14H186L185 15V13H187ZM202 12H204L203 10H202ZM228 12L230 13V17H228L229 15H228ZM262 12V11H261ZM20 13V12H19ZM48 13V14H49ZM53 13V12H52ZM57 13V12H56ZM55 13V14H56ZM148 13V12H147ZM164 13L162 12V16L163 17H165V15H164ZM170 13V14H171ZM178 13V14H179ZM37 14V13H36ZM35 14V15H36ZM41 14V13H40ZM41 14V15H42ZM47 14V13H46ZM61 14H62V11H61ZM60 13H59V15H61ZM75 14V13H74ZM102 14V13H101ZM116 14V13H115ZM158 15V13H155V15ZM175 15L177 14V13H174ZM177 14V15H178ZM206 14V13H205ZM207 14H208V11H207ZM206 14V15H207ZM21 15V14H20ZM63 15V14H62ZM78 15V16H79ZM105 15V14H104ZM117 15V14H116ZM128 15V14H127ZM135 15H137V14H135V12H134V15L132 16V17H134ZM150 15H151V12H150ZM154 15V14H153ZM157 15L155 16V17H157ZM176 15V16H177ZM2 16V15H1ZM1 16H0V21H1ZM22 16V15H21ZM50 16H52L51 15V13H50ZM72 16H74V15H72ZM79 16V17H80ZM113 16H115V15H113ZM149 16V15H148ZM196 16V17H195ZM3 17V16H2ZM40 17V16H39ZM42 17V16H41ZM54 17H56V15L54 16ZM61 17H63V16H61ZM60 17V18H61ZM89 17V16H88ZM116 17V16H115ZM118 17V16H117ZM123 17V16H122ZM132 17H130L131 19H132ZM139 17H141V16H139ZM168 17V16H167ZM205 17V16H204ZM208 17H209V15H208ZM208 17H206V18H208ZM212 17V16H211ZM258 17H260V18H258ZM5 18V17H4ZM8 18V17H7ZM59 18V19H60ZM68 18V17H67ZM87 18V17H86ZM107 18V19H108ZM127 18V17H126ZM136 18V17H135ZM151 18V17H150ZM162 18V17H161ZM166 18V17H165ZM21 19V18H20ZM56 19H58V17H56L55 18V20ZM75 19V18H74ZM120 19V18H119ZM123 19V18H122ZM141 19V18H140ZM156 19H159V18H156ZM178 19V17H176V19L175 20H177ZM8 21H9V19H7ZM6 20V21H7ZM36 20H37V18H36ZM54 20V19H53ZM76 20V19H75ZM93 20V21H92ZM136 20V19H135ZM152 20H153V18H152ZM161 21H162V19H160ZM165 20V19H164ZM174 20V22L177 24V22L179 21V19L177 20V21H175ZM208 21H211V20H209V19H207ZM206 20V22H208ZM3 21V20H2ZM21 21V20H20ZM38 21H41L40 19L38 20ZM37 21V22H38ZM57 21V20H56ZM110 21H113V20H110ZM124 21H126V20H124ZM139 21V20H138ZM137 21V22H138ZM158 21V20H157ZM160 21V22H161ZM168 21V20H167ZM167 21H165V22H167ZM43 22V21H42ZM46 22V21H45ZM48 22V21H47ZM58 22V21H57ZM65 22V21H64ZM86 22V23H87ZM94 22H97V23H94ZM114 22V21H113ZM117 22H119V21H116V23ZM136 22V21H135ZM144 22V21H143ZM159 22V21H158ZM184 22V23H183ZM18 23V22H17ZM49 23H50V21H49ZM52 23V22H51ZM50 23V24H51ZM53 23H55V21H53ZM52 23V24H53ZM59 23H60V20H59ZM59 23L57 24V25H59ZM82 23V24H83ZM98 23H100L99 25H98ZM110 23H112V22H110ZM132 23V22H131ZM164 23V22H163ZM219 23V22H218ZM4 24V23H3ZM47 24V23H46ZM52 24H51V27H49V26H47V25H44V26H42L41 27V30H40V35H43L46 39L47 38H49V37H51L52 39L51 40H53V42H55V44H54V48L55 49H53V52H59V51H57V50H59V48L60 49H63L64 47H66V44H68L70 41H67V39H65V37L67 38V36H68V34H70V33H68V31L70 30V29H73L74 30V28L75 27H73V28H67V25H66V23H65V27H64V29H63V34H62V38H61V36L60 37H58V36H56V35H58V34H56L55 33V31H57V30H55L54 31V29L52 28ZM60 24H62V23H60ZM108 24V23H107ZM113 24V23H112ZM111 24V25H112ZM114 24H115V22H114ZM119 24L120 23H118V25L117 24H115L116 26H119ZM124 24V23H123ZM140 24V23H139ZM145 24V23H144ZM154 24H156V23H154ZM168 24V22L166 23V25ZM175 24V25H176ZM179 24H177V25H179ZM209 24H210V22H209ZM217 24V23H216ZM0 25H1V23H0ZM20 25V24H19ZM54 25H56V24H54ZM131 25V24H130ZM135 25V24H134ZM157 25H158V23H157ZM156 25V26H157ZM164 25L165 24H159V26H160V28H164ZM174 25V26H175ZM176 25V26H177ZM208 25V24H207ZM212 25H209L210 27L212 26ZM220 25V24H219ZM224 26H225V24H223ZM256 25V26H255ZM5 26H6V28L5 27H3V29L5 28V29H7V27L9 28V29H16V30H19L18 32L16 31H11V32H15V35L16 34H19V32L21 31V29H22V27L21 26H23V25H20V26H18L17 24H15L14 22H12L11 20L9 21V22H7L6 24H5ZM70 26V25H69ZM77 26L79 27V25H78V23H77ZM123 26V25H122ZM121 26V27H122ZM128 26V25H127ZM137 26H139V25H137ZM155 26V25H154ZM162 26V27H161ZM168 26V25H167ZM167 26L165 27V28H167ZM171 26H173V24H171L170 26H169V28L171 27ZM251 26H255V27H257L254 31H252V28H250L249 29V27H251ZM57 27V26H56ZM55 27V28H56ZM77 27V28H78ZM145 27V26H144ZM208 27V26H207ZM214 27V26H213ZM218 27V26H217ZM59 28V27H58ZM119 27H117V29H118ZM125 28H126V26H125ZM124 28V29H125ZM159 28V29H160ZM164 28V29H165ZM176 28H175V30H176ZM212 28V27H211ZM25 28H23L22 30H24ZM61 29H62V25H61ZM69 29V30H68ZM81 29V28H80ZM105 29H106V27H105ZM116 29V30H117ZM129 29V28H128ZM127 28L125 29V30H128ZM137 29V28H136ZM157 29V34L158 33H160L159 31V29L158 28H156ZM170 29H173V30H171V31H175L174 30V28H170ZM170 29H168L167 28V30H168V32H169V30ZM248 29H249V33H248ZM8 30V29H7ZM7 30H6V32H7ZM78 30V29H77ZM106 30H108V29H106ZM134 30V29H133ZM132 30V31H133ZM145 30H148V29H145ZM166 30V29H165ZM176 30V31H177ZM211 30H213V29H211ZM2 31H4V30H2ZM111 31V30H110ZM119 31V30H118ZM128 31H130V30H128ZM140 31H141V28H140ZM140 31H138V29H137V31H136V33L139 35V33H140V35H142L143 37H144V35L145 34H143V33H141ZM164 31V30H163ZM162 31V32H163ZM229 31V30H228ZM1 32V31H0ZM10 31H8V33H9ZM71 32V31H70ZM74 32V31H73ZM78 32V31H77ZM82 32V31H81ZM102 32V33H101ZM124 32V31H123ZM123 32H121V33H123ZM131 32V31H130ZM143 32H146V31H144L143 30ZM149 32V31H148ZM160 33L158 36H160L161 38H162V36H161V34H163V33ZM173 32H171V33H173ZM202 32V31H201ZM244 32V33H243ZM23 33H25V32H23ZM58 33V32H57ZM59 33V34H60ZM75 33V32H74ZM79 33V32H78ZM85 34H88L89 36L91 35V34H89V33H87L86 31L84 32ZM120 33V32H119ZM126 33V32H125ZM225 33V32H224ZM224 33H223V35H224ZM11 33H9V35H10ZM22 33L20 32V35H21ZM56 34V35H55ZM107 34V33H106ZM108 34H110V33H108ZM111 34H113V33H111ZM131 34V33H130ZM146 34H147V32H146ZM151 34V33H150ZM169 34V33H168ZM174 34V33H173ZM205 34V33H204ZM5 33H4V37H5ZM19 35V36H20ZM80 35L82 36V34L81 33H79V35H78V37H79V41H82L83 43H84V39H83V37H81L80 38ZM87 35V36H88ZM120 35V34H119ZM126 35V34H125ZM129 35V34H128ZM134 35V34H133ZM139 35V36H140ZM165 36H164V38H165V40H166V38L169 40V38L171 37V38H173V36L174 35H177V32H175V34L173 35V36H170L171 34H169V35H166V33L164 34ZM2 35H0V37H1ZM8 36V35H7ZM17 36V35H16ZM27 36V35H26ZM85 36V35H84ZM87 36H86V39H87ZM91 36H93V34L91 35ZM91 36L90 37H88V43H89V38H90V43H91V41L95 38H91ZM112 36V35H111ZM135 36V35H134ZM138 36V37H139ZM142 36H140V38H142ZM167 36V37H166ZM170 36V37H169ZM18 37V36H17ZM68 37H70V36H68ZM110 37V36H109ZM146 37V36H145ZM148 37V36H147ZM146 37V38H147ZM155 37V35H154V33H152L151 34V38H154ZM156 37H157V35H156ZM176 36H174V38H175ZM210 37V38H209ZM221 37H223L222 35H221ZM220 37V38H221ZM226 37V36H225ZM230 37V36H229ZM240 37V36H239ZM6 38V42L7 43H10L11 41H12V39H10V42H9V36H8V40H7V37H5ZM5 38L3 39L2 37H1V39H3L4 40V42H5ZM19 39H20V37H18ZM59 38H61V39H59ZM73 38V37H72ZM128 38V37H127ZM133 38V37H132ZM136 38V37H135ZM139 38V39H140ZM242 38V37H241ZM15 39V38H14ZM23 39V38H22ZM81 39V40H80ZM85 39V40H86ZM98 39L96 40V39H94V41L96 40L98 43L100 42H104V40L102 39V40H100V41H98ZM138 39V40H139ZM144 38H142V39H140L141 41H139V43L138 44H136V49H135V51L137 50V58L136 57H134V58H136L135 60V62L131 65L132 67H135L134 69H136V70H133L132 69V67H131V69H132V71L134 72V74H135V72H136V75L133 77L132 75H134V74H131V76L133 77H131L130 76V78H131V81H133L134 82V84H132L133 85V87L132 88H134L133 89V92H134V97H135V99L137 100V102H138V104H139V107H140V110H142L141 112L143 113V115L145 116V119H146V123L147 124H149L150 126H151V129H152V127H153V124L154 123H157L158 124V122H159V124L157 125V124H154L155 126H161V124H160V121L163 123V121H164V124L165 123H167L166 121H168V120H171V119H168L170 116L169 115H166L165 116V113H167L166 112V110H162V111H160L159 109H158V107H157V105H160V101H163V102H161V103H163L162 105H164L166 108H168L171 112H175V113H178V114H180V116L182 117V120H183V116L185 115V117H186V119L188 120V119H190V117H192L193 119H194V117L196 118V120L198 119V122L194 119V121H196L197 122V124L199 123V125H198V127L200 126V121L201 120H199L200 118H197L196 116H188V114L189 113H192L193 115H195L196 113H194V112H191L192 111V109L191 108H189V109H191V110H188V112H187V109L185 110V109H183L182 107H179V106H177V105H172L171 103H173L174 101H171L170 102V96H171V94H175V92H174V88L173 87H171V86H173V84H169L170 83V78L171 79H173L172 78V76L173 75H169V74H171V72H173V71H171L170 73H167V71L168 70H165V68H164V66L161 64V62L162 61H164L163 60V58H165L164 57V53L161 55V53H159V51H158V49H160L159 48V46H158V49H157V45L158 44H155V43H153V42H144V41H148L149 39H150V37H149V39H145V40H143ZM186 39H188V41L189 42H187L186 43V41L185 40ZM214 39V38H213ZM217 39V38H216ZM240 38H238L237 40H239ZM250 38H248V40H249ZM26 40V39H25ZM49 40V39H48ZM58 40H59V42H58ZM68 40H69V38H68ZM128 40V39H127ZM168 40H166V42L168 43L169 41ZM199 40V39H198ZM224 40H226L225 38L223 39V41ZM231 40V39H230ZM236 40V39H235ZM246 40V39H245ZM21 41V40H20ZM41 41V40H40ZM47 41V40H46ZM66 41L68 42V43H66ZM95 41V42H96ZM105 41H106V39H105ZM113 41V40H112ZM131 41V40H130ZM129 41V42H130ZM137 41V40H136ZM150 41V40H149ZM152 41V40H151ZM183 41H185V42H183ZM250 41V40H249ZM16 42V41H15ZM15 42L13 41V44H15ZM45 42V41H44ZM52 41H51V43H53ZM58 42V43H57ZM74 42H76V41H73V43ZM77 42H78V40H77ZM93 42V41H92ZM102 42V43H103ZM132 42H133V40H132ZM140 42H144L143 44L142 43H140ZM166 42H165V44H166ZM211 42V41H210ZM221 42V41H220ZM226 42V41H225ZM224 42V43H225ZM240 42V41H239ZM7 43H5V44H7ZM12 43V42H11ZM10 43V44H11ZM27 43V42H26ZM43 43V42H42ZM50 43V42H49ZM50 43V44H51ZM64 43V44H63ZM66 43V44H65ZM90 43H89V45H90ZM99 43V44H100ZM102 43L100 44V46H101V48L103 49V46H102ZM209 43V44H208ZM223 42L222 43H220V44H224ZM227 43V42H226ZM229 43V42H228ZM9 44V45H10ZM12 44V45H13ZM29 44V43H28ZM45 44H47V43H45ZM70 44V43H69ZM79 44L80 43H77V44H75V45H78V47L80 48V47H82V46H79ZM82 44V43H81ZM80 44V45H81ZM87 44V43H86ZM132 44V43H131ZM130 44V45H131ZM169 44V43H168ZM167 44V46H168V48H170L169 47V45L171 46V44H169L168 45ZM230 44V43H229ZM232 44V43H231ZM231 44H230V47H232L231 46ZM264 44V43H263ZM263 44L261 45V46H263ZM9 45L7 46V47H9ZM16 45V44H15ZM53 45V44H52ZM74 45V44H73ZM74 45V46H75ZM82 45H84V44H82ZM88 45V44H87ZM103 45H104V43H103ZM114 45V44H113ZM112 45V46H113ZM173 45V46H174ZM180 45H182L183 46V48L184 49H186V51H187V47H189L188 49L190 50V51H192V52H190V51H187V53H186V51L185 50H183V51H181V48H182V46H180ZM185 45H187V47L185 46ZM218 45V44H217ZM228 44H226V46H227ZM239 45V44H238ZM259 45V46H260ZM20 46H22L21 44H20ZM32 46V45H31ZM45 46V45H44ZM43 46V47H44ZM51 46V45H50ZM68 46V45H67ZM95 46H98V45H95ZM106 46V45H105ZM104 46V47H105ZM166 46V47H167ZM186 48H185V47ZM200 46L202 47V46H205L204 48H200ZM224 46V45H223ZM13 47V46H12ZM33 47V46H32ZM53 47V46H52ZM75 47H77V46H75ZM75 47H72V46H70V51H71V48H75ZM91 47V46H90ZM93 47V46H92ZM91 47V48H92ZM126 47V46H125ZM135 47H133V48H135ZM181 47V48H180ZM229 47V46H228ZM264 47V46H263ZM47 48V47H46ZM51 48V47H50ZM79 48H77V50L76 51H74L73 53H72V51H71V55H70V58L72 57L73 59H71V60H73V61H76V59H79V61H78V65L76 64V63H74V64H76L77 66L75 67L76 69L78 68L79 70H81V73L80 74H78L76 77H77V79H79L78 81H80L81 83H79L80 84V86L79 87H82L81 89L84 91V92H82L83 94L85 93V95L87 94V96H88V98L87 99H89V100H87V101H90L89 103H94L93 105H96V106H94V108L95 107H99V109H98V107H97V114L99 115V113H100V115L101 116H103L101 119L102 120H104V117H105V119L107 120V124H108V127L110 128V129H112V128H114V131H113V129H112V133H114V132H116L117 130H115L118 126L116 125V124H119V121L118 120H120V124L125 120V121H127L128 123H130L129 121H128V119H127V116L125 117L126 119H124V117H123V121L121 120V118L120 117H118L116 120L117 121H114L113 119H112V115H116V114H118V113H114V114H112V113H110V112H112L113 110L115 111V109L116 108H113L112 107V105H113V103L112 102H114L115 103V101H113L112 99H111V97H110V100H111V104L112 105H108V104H106L107 103V98H106V100L104 99V97H103V95L105 94H108V91H107V88H106V90L104 89L105 88V86L101 89V90H105L106 91V93H105V91L103 92V91H101V90H99L100 89V87H102V85L100 84L102 81H100V83H99V85H95L97 82H94L93 83V81L95 80V81H98L99 79H100V77L99 78H97V77H95V76H93L95 73H93L92 71H90V73H92V76L93 77H95V78H93L92 76H91V74H87V72H86V69H85V66L83 67L82 65H86V61L85 60H83V62L85 63V64H83V62H81V60L83 59V57H85V52H87V51H84L83 50V47L81 48V49H79ZM162 48V47H161ZM182 48V49H183ZM226 48V47H225ZM237 48V47H236ZM230 49V52H226V53H224V54H226V55H224V56H226V57H228V59H229V54H231L232 52H233V54H234V56L236 55V52H237V49ZM241 48V47H240ZM4 49H5V47H4ZM9 49V48H8ZM21 49V48H20ZM33 49V48H32ZM41 49V48H40ZM38 50V51H40V54H39V52H37V50H34V52H33V54L31 53H29V55H27L28 53L27 52H25L24 50V52H23V54L25 53L28 57L30 56L31 58H30V61H31V63H24L23 61L24 60H22L21 59V61H19L18 59H20V58H17V57H15L16 55H13V54H15V52H13L12 53V55L11 56H13L12 58H10L11 59V61H9V60H7V59H5V61L7 60V62H9L8 63V65H11V66H9V68H8V65H6L7 66V68L6 69H4L3 70V72H2V70L0 71V73L2 72V74L4 75V74H6V75H8V79H9V77L11 76V77H17V75H19V76H22L23 77V79H25V85L27 86V84H29V83H31V80H32V83H34V85L35 86H39V88H38V90H34V88H32L33 90H34V92L32 93L33 95H34V97L37 99V101H38V104H39V102H42V104L43 103H45V104H43L44 106L43 107H46V105H47V109H45V108H43L42 106H41V104L39 105V106H37V107H39V109H40V111L39 112H41V114H42V112L44 111L45 113L47 112V116H48V113H50L49 112V110L52 112L51 113V115L54 113V110L53 109H57L58 110V108H59V106H61V103L62 104H64L62 101H59V102H57L59 99L60 100H63L62 98H59L62 94H59V93H61L62 91L60 90V85H58V83H59V81H57L56 82V74L58 75V73H60V75H61V72H59L60 70H58V69H56V67H55V61H56V63L58 64V62L59 61H57V59L56 58H54V59H52V57H51V59H52V61H54V62H50V59H49V57H47V55L45 56V54H44V52L42 51V50ZM49 49V48H48ZM101 49V50H102ZM111 49V48H110ZM109 49V50H110ZM115 49V48H114ZM127 49V48H126ZM223 49H224V47H223ZM262 49V48H261ZM11 50V49H10ZM17 50H18V48H17ZM28 50H31V48H29L28 47ZM55 50V51H54ZM65 50H69V49H67V47H66V49ZM64 50V51H65ZM72 50H74V49H72ZM101 50H99V51H101ZM111 50H113V49H111ZM125 50V49H124ZM128 50V49H127ZM132 50V49H131ZM210 50V51H209ZM244 50V49H243ZM260 50V49H259ZM258 50V51H259ZM263 50V49H262ZM261 50V51H262ZM13 51V50H12ZM89 51V50H88ZM93 51V50H92ZM223 51V50H222ZM232 51V52H231ZM240 51V50H239ZM245 51V50H244ZM260 51V52H261ZM264 51V50H263ZM67 52V51H66ZM91 52V51H90ZM102 52V51H101ZM100 52V53H101ZM127 52V51H126ZM163 52V51H162ZM225 52V51H224ZM246 52V51H245ZM2 53V52H1ZM0 53V54H1ZM8 53H9V51H8ZM17 53V52H16ZM88 53V52H87ZM105 53H106V50H105ZM103 54L104 56L106 55V54H108V52L106 53V54ZM113 53V52H112ZM111 53V55H110V53H109V55H107V57L105 58L107 61L108 60H112L111 58H114V57H116V55L114 56V57H112L114 54H112ZM115 53V52H114ZM242 53V52H241ZM252 53V52H251ZM262 53V52H261ZM3 55L4 54H6V53H2ZM1 54V55H2ZM11 54V53H10ZM19 54V53H18ZM41 54H43V56L41 55ZM56 54H58V53H56ZM66 53H64L63 54V57H64V55H65ZM89 54V53H88ZM92 54H93V52H92ZM95 54V53H94ZM122 54V53H121ZM125 54V53H124ZM130 54V53H129ZM216 54V53H215ZM232 54V55H233ZM263 54H264V52H263ZM262 54V55H263ZM7 55V54H6ZM21 55H22V53H21ZM40 55H41V57H40ZM123 55V54H122ZM126 55H127V53H126ZM216 55H218V54H216ZM259 55V54H258ZM20 56V55H19ZM24 56V55H23ZM21 57V58H24L25 59V57H27V56H25V57ZM39 58H38V57ZM108 56H110L109 58H108ZM163 58H162V57ZM2 57V56H1ZM6 57V56H5ZM4 57V58H5ZM27 57V58H28ZM56 57V56H55ZM59 57V56H58ZM93 57V56H92ZM126 57V56H125ZM124 57V55H123V58H125ZM231 57V56H230ZM236 57V56H235ZM263 57V56H262ZM6 58H8L9 59V57L7 56ZM37 58H38V60H37ZM68 58V57H67ZM70 58H68L69 60H70ZM95 58V57H94ZM108 58V59H107ZM224 58V57H223ZM234 58V57H233ZM261 58V57H260ZM1 59V58H0ZM3 59V58H2ZM56 59V60H55ZM63 59V58H62ZM61 59V60H62ZM68 59L66 60V62L68 61ZM104 59V60H105ZM116 59H117V57H116ZM116 59H113V60H116ZM167 59V58H166ZM227 59V60H228ZM237 59V58H236ZM264 59V57L262 58V60ZM4 60V59H3ZM28 60V62H29V59H27ZM60 60V62H64V60L63 61H61ZM87 60V59H86ZM105 60V63H107V61ZM123 60V59H122ZM132 60V59H131ZM134 60V59H133ZM230 60V59H229ZM33 61V62H32ZM88 61V60H87ZM117 61V60H116ZM127 61V60H126ZM260 61H261V59H260ZM260 61H259V63H260ZM70 62H72V61H70ZM90 62H91V60H90ZM95 62V61H94ZM115 62V61H114ZM167 62V61H166ZM231 62V61H230ZM244 62V61H243ZM261 62H263L264 63V60L263 61H261ZM38 63L40 64V68L38 69ZM108 63H109V61H108ZM117 63V62H116ZM181 63V65H182V67H186V65L185 66H183V64H182V62H180ZM258 63V64H259ZM70 64V63H69ZM92 64V63H91ZM115 64V63H114ZM114 64H113V67H111L112 66V61H111V66H108L113 72H114V70L116 69H114V67H119L118 66V64H116L115 66H114ZM126 65H127V63H125ZM164 64H165V61H164ZM179 64V63H178ZM60 65V64H59ZM58 65V66H59ZM72 65V64H71ZM70 65V66H71ZM93 65V64H92ZM107 65H109V64H107ZM181 65H179V66H181ZM188 65V64H187ZM5 66V67H6ZM73 66V65H72ZM122 66V65H121ZM166 66V65H165ZM216 66H218V67H216ZM264 65L262 64V67H263ZM4 67V68H5ZM92 67H94V66H92ZM169 67V66H168ZM188 67V66H187ZM261 66L259 67V68H262ZM61 68V67H60ZM73 68V67H72ZM74 68V69H75ZM87 68V67H86ZM88 68H90L89 66H88ZM107 68V67H106ZM114 70H113V69ZM171 68H173V67H171ZM241 68V67H240ZM264 68V67H263ZM262 68V69H263ZM11 69H13V72H11ZM69 69H71V68H69ZM76 69H75V71H76ZM77 69V70H78ZM83 69H85V70H83ZM120 69V68H119ZM119 69H117V71H119ZM124 69V68H123ZM131 69H129L128 68V70H129V72L131 71ZM185 69V68H184ZM183 69V70H184ZM211 69H215V70H217V72L218 71H222L223 72V75L227 78V82L230 84V83H232V81L233 80H235V79H237V80H239L238 82H241L242 84L241 85H243V86H241L242 88H239L238 90H236V88H234L233 90H232V88H231V90L232 91H234L233 93L235 94L234 95V103H235V106L234 105H231V103L230 102H232V99H230L229 97V93H230V86L232 85V84H230V85H228L227 84V86H224L225 85V83L223 82V81H218V80H216V78L213 76V74L216 72H214V71H212ZM237 69H239V68H237ZM261 69V70H262ZM45 70V71H44ZM71 70H73V69H71ZM79 70L77 71L78 73H79ZM110 70V71H111ZM121 70V69H120ZM126 70V69H125ZM164 70H165V72L168 74H166V80H169V82H168V84L166 83V85H168V86H166V85H164L165 87H168V89L169 90H171V93H170V91L168 92V93H166L165 91H164V89H162V80L164 79V74L163 73H161L162 71L164 72ZM223 70H225V69H223ZM261 70H259V72L261 71ZM74 71V70H73ZM75 71H74V73H75ZM88 71V70H87ZM94 71V70H93ZM96 71V70H95ZM117 71L115 70V72L117 73ZM131 71V73H133ZM186 70H184V72H183V74L182 75H184V73L185 74H187V72H185ZM34 73V75H33V73ZM72 72V71H71ZM112 72V74H114ZM123 72H125L124 70H122V73ZM169 72V71H168ZM249 72H250V69H249ZM258 72V73H259ZM262 72V74L263 75H261V73H257V75H259V76H264V73H263V71H261ZM73 73V74H74ZM116 73L114 74V75H116ZM177 73V72H176ZM180 73H182V71L180 70ZM205 73V74H204ZM77 74V73H76ZM117 74H121V72L120 73H117ZM158 74H163V75H160V76H162L161 77V79L159 80L158 79ZM189 74H187V75H189ZM230 74V73H229ZM255 74V73H254ZM6 75H4V76H6ZM59 75V76H60ZM66 75V74H65ZM97 75H99V74H97ZM122 75V74H121ZM121 75H119V77H117V78H119L120 80H122L123 78V76H121ZM125 75V74H124ZM218 75H222V73L220 72V74L218 73ZM33 76H37L38 78H36V77H34L35 79H33ZM58 76V77H59ZM100 76V75H99ZM118 76V75H117ZM170 78H169V77ZM211 76H213L212 78H210L211 80H209V77H211ZM224 76H221V77H224ZM250 76H252V72L250 73V75L248 76V74L246 75V78L248 77V78H250ZM254 76V75H253ZM253 76H252V79L251 80H255V79H253ZM61 77V76H60ZM92 77V78H91ZM113 77V76H112ZM125 77V76H124ZM182 77H184V76H182ZM186 77V79H188L189 78V76H188V78H187V76H185ZM225 77H224V79H225ZM254 77H256V75L254 76ZM5 79H6V77H4ZM20 78V77H19ZM19 78H16V79H19ZM46 78V80L47 79H50V80H52L53 78H54V80H53V82L50 84V82H48V81H50V80H44ZM64 78H66V77H64ZM91 78V79H90ZM122 78V79H121ZM160 78V77H159ZM167 78H169V79H167ZM191 78H189V79H191ZM3 79V78H2ZM8 79L5 81V82H7L8 81ZM21 79V80H20ZM18 81H19V84L16 82V80L14 81L13 80V78H12V80L14 81V82H16V83H14V85H16V86H18L19 88L21 87L22 88V86H19V85H21V83L20 82H24V80H22V78H20ZM63 79V78H62ZM69 79V78H68ZM92 79H93V81H92ZM119 79H116V77H115V80L117 81V80H119ZM133 79V80H132ZM175 79H176V77H175ZM191 79V80H192ZM212 79H213V82H215V83H211L212 82ZM218 79H219V76H218ZM259 79V78H258ZM0 80H1V77H0ZM4 80V79H3ZM12 80H11V78L9 79V81L10 82H12ZM46 81L47 83H49V85L51 86V87H49V85L45 82L44 83V81ZM177 80V82H178V80L179 79H176ZM209 80V81H208ZM221 80H223V78H221ZM226 80V79H225ZM224 80V81H225ZM8 81V82H9ZM77 81V82H78ZM180 81V80H179ZM190 81V80H189ZM188 81V82H189ZM211 81V82H210ZM218 81V82H217ZM248 81V80H247ZM7 83V84H12V83ZM56 82V83H55ZM67 82H68V80H67ZM104 82V81H103ZM119 82V81H118ZM117 82V83H118ZM121 82H124L123 80L121 81ZM132 82V83H133ZM177 82H175L174 80H173V83L176 85V83ZM181 82V81H180ZM208 82H210L211 84L210 85H213L212 87H210V85L208 84ZM226 82V81H225ZM2 83V82H1ZM61 85L63 86V88H66V81H65V79H63V80H61ZM217 83V84H216ZM235 83H236V81H235ZM3 84H6V83H3ZM2 84V85H3ZM23 84V83H22ZM69 84V83H68ZM67 84V85H68ZM76 84H78V83H76ZM75 84V85H76ZM94 84V85H93ZM120 84V83H119ZM186 84H187V81H186ZM185 84V85H186ZM24 85V84H23ZM31 85V84H30ZM48 85V86H47ZM103 85H106V84H103ZM171 85V86H170ZM235 85V84H234ZM255 85V84H254ZM5 86V85H4ZM6 86H8V85H6ZM29 86V85H28ZM46 86L48 87V88H46ZM59 87V89H58V87ZM61 86V87H62ZM98 86H100V87H98L99 89H97V87ZM107 86V85H106ZM203 86V85H202ZM251 86H253V85H251ZM1 88H5V89H7L6 87H2V86H0ZM10 87H13L14 88V93H15V87L12 85H10ZM33 87V86H32ZM56 87H57V89H56ZM108 87V86H107ZM113 87H115V85L113 86ZM164 87V88H165ZM180 87V86H179ZM187 87H188V85H187ZM232 87H233V85H232ZM19 88H18V90H19ZM21 88H20V90H21ZM24 89H25V87H23ZM22 88V89H23ZM28 88V87H27ZM35 88H37V87H35ZM50 88V89H49ZM52 88H54L53 90H55V91H53L52 92ZM62 88V89H63ZM181 88V87H180ZM189 88H191V87H189ZM189 88H187V89H189ZM12 88H10V89H8V90H11ZM16 89H17V87H16ZM29 89V88H28ZM30 89H31V87H30ZM96 89L97 90H99V91H96ZM113 89V88H112ZM149 89H151V91H154V93H155V98H158L159 100H157V101H159L158 103H157V105L156 104H153V100L155 99H152L154 96L151 94V93H153V92H151V91H149ZM192 89H191V91H192ZM13 90V89H12ZM17 90V92H19ZM26 90V89H25ZM33 90H31V91H33ZM111 90V89H110ZM190 90V89H189ZM188 90V91H189ZM198 90H199V92H198ZM254 90V89H253ZM23 91V90H22ZM22 91L19 93V95L21 96L22 95ZM31 91H30V93H31ZM61 91V92H60ZM80 91V90H79ZM78 91V92H79ZM102 93H101V92ZM175 91H176V89H175ZM180 91V90H179ZM205 91V92H206ZM231 91V92H232ZM255 91V90H254ZM254 91H253V93H254ZM2 92H4V90L2 91ZM9 91H7L6 90V93H8ZM28 92V91H27ZM69 92V91H68ZM68 92H66V93H68ZM127 92V91H126ZM194 92L192 91V93L194 94ZM202 92H204V91H202ZM0 93H1V90H0ZM5 93V94H6ZM10 93V92H9ZM13 93V94H14ZM50 93H52V95L53 94H56L58 97H55V95H54V97L56 98L55 99V102H57L55 105H57V107H53V105H54V103H53V101H52V99L50 98ZM62 93H65V89H64V92H62ZM104 93V94H103ZM112 93H113V95H114V92L112 91ZM125 93V92H124ZM153 93V94H154ZM169 93H170V95H169ZM176 93H179V92H176ZM191 93V92H190ZM191 93V94H192ZM196 93V94H197ZM200 93H199V95H200ZM214 93V94H213ZM256 93V92H255ZM12 94V95H13ZM16 94V93H15ZM27 94V93H26ZM25 94V95H26ZM110 94V93H109ZM151 94V95H150ZM173 94V95H174ZM195 94V95H196ZM203 94V93H202ZM201 94V95H202ZM204 94H203V96H204ZM52 95H51V97H52ZM70 95V94H69ZM84 95V96H85ZM111 95V94H110ZM169 95V96H168ZM177 95V94H176ZM181 95V94H180ZM198 95V94H197ZM200 95V96H201ZM242 95L244 96V99L247 101V99H249V101L248 102H250V103H248V104H251V106L250 107H248L249 105H244V103L242 104L241 103V98H242ZM2 96V95H1ZM4 96V95H3ZM2 96V97H3ZM15 96V95H14ZM31 97H32V95H30ZM130 96V95H129ZM152 96V97H151ZM175 96V95H174ZM178 96H179V94H178ZM189 96V95H188ZM259 96V95H258ZM1 97V98H2ZM6 97H8V96H6ZM12 97V96H11ZM17 97H19L18 96V94H17ZM106 97H107V95H106ZM108 97V98H109ZM120 97V96H119ZM171 97H173V96H171ZM176 97V99L177 98H179V97H177V96H175ZM195 97V96H194ZM5 98V97H4ZM13 98V97H12ZM11 98V99H12ZM34 98V99H35ZM57 98H59V99H57ZM66 98H68V97H66ZM183 98V99H182ZM196 98V97H195ZM197 98H199L198 96H197ZM201 98V97H200ZM199 98V99H200ZM251 98H254L253 100H251ZM9 99V98H8ZM74 99V98H73ZM113 99H114V97H113ZM173 99H174V97H173ZM187 98H185L184 99V97H180L179 98V101L180 100H182V102H183V100L185 101ZM13 100V99H12ZM11 100V101H12ZM15 100H17V99H15ZM70 101L72 100V99H69ZM115 100V99H114ZM121 100H122V98H121ZM133 100V99H132ZM188 100V99H187ZM190 100V99H189ZM188 100V101H189ZM229 100V101H228ZM259 100V99H258ZM25 101V100H24ZM24 101H23V103H24ZM36 100H34V102H35ZM64 102H65V99L63 100ZM69 101V102H70ZM74 101V100H73ZM128 101V100H127ZM156 100H154V102H155ZM156 101V102H157ZM193 101V100H192ZM191 101V102H192ZM216 101H218V102H216ZM15 102V101H14ZM26 102V101H25ZM28 102H31V103H29V104H31L32 105V103H34L33 101H32V99L30 100V101H27V103ZM68 102V101H67ZM76 102V101H75ZM155 102V103H156ZM176 102H178V99L176 100ZM181 102V103H182ZM195 102V101H194ZM195 102V103H196ZM220 102V103H219ZM232 102V103H233ZM2 103V102H1ZM11 103V102H10ZM19 103V102H18ZM27 103H25V104H27ZM35 103H37V102H35ZM58 103H60V104H58ZM109 103V102H108ZM118 103V102H117ZM180 103V104H181ZM185 103H187L188 105H189V102H185ZM194 103V104H195ZM216 103H218V104H220V106L217 104V107H216ZM223 105H222V104ZM17 104V103H16ZM21 104V103H20ZM20 104H18V105H15L16 107H18L19 109H20V107L19 106H21V108H23L24 106H22V105H20ZM28 104V105H29ZM70 104V103H69ZM72 104V103H71ZM116 104V103H115ZM114 104V105H115ZM136 104V103H135ZM134 104V105H135ZM173 104H175V103H173ZM183 104V103H182ZM181 104V105H182ZM187 104H184L185 106L187 105ZM224 104L225 105H228L229 106V104H230V107L228 108V106H224ZM3 105V104H2ZM27 105V106H28ZM59 105V106H58ZM75 105V104H74ZM87 105H89V104H87ZM187 105V106H188ZM197 105V104H196ZM222 105V106H221ZM1 106V105H0ZM6 106V105H5ZM40 106H41V108H40ZM90 106V105H89ZM111 106V107H110ZM119 106V105H118ZM118 106H117V109L116 110H118L119 108H118ZM129 106V105H128ZM135 106H137V105H135ZM174 106V107H173ZM175 106H177L176 108H175ZM186 106V107H187ZM190 106V105H189ZM195 106V105H194ZM200 106V105H199ZM206 106H207V104H206ZM224 106V107H223ZM235 107V109H234V107ZM25 107H26V105H25ZM36 107V106H35ZM52 107H53V109H52ZM66 107V106H65ZM65 107L63 106V109L64 110H67V107H68V105H67V107H66V109H65ZM74 106L72 105V107L71 108H73ZM91 107V106H90ZM107 107V108H106ZM110 107V108H109ZM198 107V106H197ZM14 108V107H13ZM18 108H16V109H18ZM28 108V107H27ZM71 108H68V109H70V110H72ZM103 108H106V109H103ZM109 108V109H108ZM113 108V109H112ZM164 108V107H163ZM196 107H194V109H195ZM15 109V108H14ZM30 110H31V108H29ZM28 109V110H29ZM33 109H35V110H33V111H36V108H33ZM55 109V110H56ZM62 109V108H61ZM74 109V108H73ZM84 109V108H83ZM92 109V108H91ZM90 109V110H91ZM109 110V112H108V110ZM160 109H162L161 107H160ZM167 109V110H168ZM250 109H253V110H250ZM0 110H1V108H0ZM25 110H26V108H25ZM25 110H24V112H25ZM75 110H76V108H75ZM89 110V111H90ZM95 110V109H94ZM100 110V111H99ZM105 110H107V114L105 113ZM111 110V111H110ZM168 110V111H169ZM196 110H198L197 108L195 109V111ZM223 110V111H222ZM32 110H31V112H29V113H31L32 114V112H33ZM63 111V110H62ZM78 111H80V110H78ZM88 111V112H89ZM122 111V110H121ZM199 111V110H198ZM220 111V112H219ZM7 112V111H6ZM26 112H28V111H26ZM25 112V113H26ZM43 112V113H44ZM62 113V115L65 113V111L64 112H61L60 111V109H59V111L58 112H56V113ZM69 112V111H68ZM74 112V111H73ZM73 112H72V114H73ZM99 112V113H98ZM116 112V111H115ZM117 112H120V111H117ZM123 112V111H122ZM163 112H165L163 115L165 116V117H167V116H169L167 119L168 120H166V118H164L163 117V115H162V113ZM197 112V111H196ZM224 114H223V113ZM230 112V113H229ZM21 113V112H20ZM25 113H23V114H21V120H25L24 118H25ZM29 113L27 114V118H28V115H29ZM75 113V112H74ZM79 113H81V115L83 114V112L82 111H80ZM85 113V112H84ZM168 113H170V112H168ZM198 113V112H197ZM222 114V115H224V116H222V118H216V117H218V116H216V115H219V114ZM3 114V113H2ZM30 114V115H31ZM36 115L38 114V116H36L38 119L41 117L42 119L43 118H45V115L43 116V115H41V114H39V113H35ZM67 114H69V113H67ZM70 114H71V112H70ZM69 114V115H70ZM71 114V115H72ZM123 114V113H122ZM125 114H126V112H125ZM135 114V113H134ZM199 114V113H198ZM197 114V115H198ZM220 114V115H221ZM227 114H229V115H227ZM33 115H34V113H33ZM40 115V116H39ZM58 115V114H57ZM61 114L59 115V117L58 118H60V116H61V118L62 117H64L65 118V116L66 115H63L62 116ZM74 115V114H73ZM73 115L72 116H70L71 117V119H72V121L73 120H75V119H73ZM121 114H119L118 116H120ZM124 115V114H123ZM122 115V116H123ZM183 115V116H182ZM190 115V114H189ZM226 115L228 116V117H226ZM49 116H50V114H49ZM54 115H52V117H53ZM100 116V117H101ZM179 116V117H180ZM32 117V116H31ZM30 117V118H31ZM34 117V116H33ZM57 117V116H56ZM83 117H85V116H83ZM180 117V118H181ZM188 117V118H187ZM220 117V116H219ZM4 118V117H3ZM26 118V119H27ZM29 118V119H30ZM37 118H33L34 119V121H35V119H36V122L35 123H37ZM54 118V117H53ZM57 118V119H58ZM63 118V119H64ZM68 118V117H67ZM67 118H65V121H67L68 122V120H67ZM81 118V117H80ZM144 118V117H143ZM1 119V118H0ZM32 119V120H33ZM46 120L48 119V117H46L45 118ZM45 119H44V121H45ZM50 119V118H49ZM57 119H55V120H50V122L48 121H46V123H44L45 124V126H47L48 124H49V128H51L50 127V124L52 123L53 124V126H54V121H56V122H58L57 121ZM63 119H58L59 120V122H60V120H62L60 123L62 124V122H65V121H63ZM70 119V120H71ZM95 119V118H94ZM112 119V120H111ZM166 121H165V120ZM193 119H190V120H185V121H187L188 123H186V124H189L190 122H191V124H195V123H192L193 121ZM31 120V119H30ZM77 120V119H76ZM160 120V121H159ZM163 120V121H162ZM42 121V120H41ZM78 121V120H77ZM92 121V120H91ZM105 121V120H104ZM124 121V122H125ZM155 121V122H154ZM23 122V121H22ZM25 122V121H24ZM27 122H28V119H27ZM31 122V121H30ZM33 122V121H32ZM38 122H39V124H40V121L38 120ZM66 122V123H67ZM85 122V121H84ZM89 122V121H88ZM106 122V121H105ZM115 122H118V123H115ZM153 122V123H152ZM204 122V121H203ZM228 122V123H229ZM34 123V122H33ZM34 123V124H35ZM42 123V122H41ZM94 123H96V122H94ZM102 123V122H101ZM100 123V124H101ZM126 123V122H125ZM128 123H127V127L129 128V125H128ZM171 123H173V122H171ZM180 123V122H179ZM38 124V123H37ZM47 124V125H46ZM56 124V123H55ZM61 124H60V126H61ZM78 124V123H77ZM99 124V123H98ZM105 124V123H104ZM103 124V125H104ZM106 124V125H107ZM124 124V123H123ZM221 124V123H220ZM220 124H217V126H219V127H221L222 126V124H221V126H220ZM11 125H13V124H11ZM29 125V124H28ZM59 125V124H58ZM64 125V124H63ZM63 125H62V127H63ZM68 125H69V122H68ZM125 125V124H124ZM211 125V124H210ZM216 125V124H215ZM224 125V124H223ZM4 126V125H3ZM10 126V125H9ZM42 125H40V127H41ZM45 126H43L44 128H46L47 130H48V126L47 127H45ZM52 126V125H51ZM83 126V125H82ZM116 126V127H115ZM122 128L121 129H125V128H127L126 126L125 127H123V125L121 124L120 125ZM119 126V127H120ZM131 126V125H130ZM154 126V127H155ZM163 126H165V125H163ZM170 126H171V124H170ZM183 126V125H182ZM186 126V125H185ZM188 126H190V125H188ZM192 126V125H191ZM190 126V127H191ZM195 126H196V124H195ZM195 126L193 127V129L195 128ZM203 125H201V127H202ZM12 127V126H11ZM38 127H39V125H38ZM42 127V128H43ZM59 127V126H58ZM78 127V126H77ZM98 127V126H97ZM96 127V128H97ZM102 127V126H101ZM119 127H118V129H119ZM140 127V126H139ZM180 127V126H179ZM210 127H212V126H210ZM4 128V127H3ZM43 128V131L45 130L46 131V129H44ZM70 129H71V127H69ZM128 128L126 129V131L124 130V132H126L127 133V131H128ZM161 128V127H160ZM164 128V127H163ZM166 128V127H165ZM183 128H185V127H183ZM192 128V127H191ZM197 128V127H196ZM203 128V127H202ZM227 128V127H226ZM7 129V128H6ZM15 128H13V130H14ZM54 129V128H53ZM53 129H51V132H49L48 133V131L46 132V136H53L52 137V139L50 138V137H48L49 139H51V141L49 142V152H50V154H51V157H53V159H52V161H53V163H58L57 165H59V168L60 169H62L61 171H60V169L58 170V172H61L62 173V176L64 177H67V180H70L71 179V177H75V176H77V178L75 177V179L76 180H78V178L80 179L81 177H83V179L84 180H87L86 178H87V176H88V171H89V169H88V167L86 166V165H88V164H86V165H84L83 163H82V161L80 162L79 160L77 161L76 160V158L78 157V158H80V159H83V162H84V157L83 156H85L86 157V153H87V151L85 152V155H82V157H79V156H77V157H75V159L73 160L72 158V160L74 161L71 165L72 166H70V167H67V165L66 164H68V165H70L68 162H64L63 161V159L65 158V154H64V151L63 150H61L60 148L61 147H63L62 145H65V143H66V141H64L65 140V137H66V135H65V133L63 134V133H61L60 131H57L58 129H60V128H57V129H55V130H53ZM73 129V128H72ZM80 129V128H79ZM101 129V128H100ZM109 129V130H110ZM136 129H137V127H136ZM157 129V128H156ZM159 129V128H158ZM168 129V128H167ZM198 129V128H197ZM197 129H196V131H197ZM204 129V128H203ZM208 129H210V128H208ZM62 130V129H61ZM82 130V129H81ZM154 130H155V128H154ZM187 130V129H186ZM191 130V129H190ZM200 130V129H199ZM202 130V129H201ZM200 130V131H201ZM12 131V130H11ZM38 131V130H37ZM42 131V130H41ZM44 131V132H45ZM119 131H121V130H119ZM131 131V129L129 130V132ZM153 131V130H152ZM151 131V132H152ZM161 132V130H156V133H157V135L156 136H158L159 137V133L158 132ZM167 131V130H166ZM165 131V132H166ZM172 131V130H171ZM173 131H174V129H173ZM184 131V130H183ZM205 131H207L206 129L204 130V132ZM68 132H69V130H68ZM70 132H71V130H70ZM69 132V133H70ZM77 132V131H76ZM103 132V131H102ZM105 132V131H104ZM103 132V133H104ZM123 132V130L120 132V135L122 136V137H124V135H126V134H123L122 133ZM128 132V133H129ZM164 132V131H163ZM162 132V133H163ZM199 132V131H198ZM211 132V131H210ZM3 133V132H2ZM78 133H81V131L80 132H78ZM119 132H117V133H114V134H118ZM171 133V132H170ZM173 133V132H172ZM184 133V132H183ZM187 133H188V131H187ZM216 133V132H215ZM224 133V132H223ZM10 134V133H9ZM153 134L155 135V131L153 132ZM167 136H168V134H169V132L167 133H165ZM165 134H161V136H163L164 137V135ZM176 134V133H175ZM198 134H200V133H198ZM202 134H204L203 132H202ZM206 134V133H205ZM204 134V135H205ZM213 134V133H212ZM228 134V133H227ZM5 135V134H4ZM42 135H44V134H42ZM63 135H65V137L63 136ZM80 135V134H79ZM81 135H82V133H81ZM120 135H118V137H120ZM139 135V134H138ZM140 135H141V137H142V132H140ZM151 135H152V133H151ZM165 135V136H166ZM170 135V134H169ZM191 135V134H190ZM195 135H196V133H195ZM12 136V135H11ZM40 136V135H39ZM45 136V137H46ZM82 136H84V135H82ZM81 136V137H82ZM104 136V135H103ZM102 136V137H103ZM115 136V135H114ZM113 136V137H114ZM129 136V135H128ZM128 136H125L124 137V139L122 138V137H120V138H122L123 139V141L124 140H126V141H124L123 142V144H122V142H121V144L120 145H122V146H120V145H118V146H120V147H122V149H124L123 147H125V146H123L124 144H126L127 142H129L130 140H128V139H125V138H127ZM132 136H133V134H132ZM171 136H173V135H171ZM177 136V135H176ZM175 136V137H176ZM183 136V135H182ZM200 136V135H199ZM236 137V138H231V137ZM34 137V136H33ZM38 137V136H37ZM76 137V136H75ZM80 137V136H79ZM85 137V136H84ZM87 137V136H86ZM116 137H117V135H116ZM145 137H149L148 136V132H145ZM169 137V136H168ZM167 137V138H168ZM174 137V138H175ZM189 137V136H188ZM193 137V136H192ZM205 137V136H204ZM214 137V136H213ZM67 139H68V137H66ZM83 138V137H82ZM110 138V137H109ZM132 141H130V143L131 142H133L134 143V141H135V143L133 144V143H128V144H130V146H138V145H140L139 144V142H136V140L137 139H140V136H137V137H131V135H130V137H129ZM150 139H151V137H149ZM148 138V139H149ZM170 138V137H169ZM179 138V137H178ZM177 138V139H178ZM209 138V137H208ZM216 138V137H215ZM1 139V138H0ZM48 139V140H49ZM54 139V140H53ZM85 138H83L82 140H84ZM119 139V138H118ZM149 139V140H150ZM159 138H157V140H158ZM165 139V138H164ZM213 139V138H212ZM24 140V137L22 138V141ZM34 140V139H33ZM46 140V139H45ZM74 140V139H73ZM81 140V141H82ZM86 140V139H85ZM84 140V141H85ZM98 140V139H97ZM103 140V139H102ZM128 140V141H127ZM142 140H144L143 138H142ZM161 140H162V137H161ZM166 140V139H165ZM164 140V141H165ZM170 140V142H168V143H173L174 144V142H173V139H169ZM168 140V141H169ZM181 140V139H180ZM186 140H188V139H186ZM192 140H193V138H192ZM196 140H197V138H196ZM202 140V139H201ZM210 140V139H209ZM5 141V140H4ZM80 141V140H79ZM119 141V140H118ZM121 141V140H120ZM120 141L118 142V143H120ZM167 141V140H166ZM175 141V140H174ZM178 141V140H177ZM200 141V140H199ZM204 141H205V139H204ZM21 142V141H20ZM46 142V141H45ZM68 142H69V140H68ZM83 142V141H82ZM88 142V141H87ZM116 142H117V140H116ZM115 142V143H116ZM142 142V141H141ZM143 142H145V141H143ZM182 142V141H181ZM190 142V141H189ZM197 142V141H196ZM206 142V141H205ZM213 143H214V141H212ZM219 142V141H218ZM6 143V142H5ZM4 143V144H5ZM27 143V142H26ZM40 143V142H39ZM47 143V142H46ZM74 143V142H73ZM76 143H79V142H77L76 141ZM76 143H74V145L76 144ZM85 144L84 145H87V146H83V147H85L86 149L90 146L89 144V142L88 143H86V142H84ZM102 143V142H101ZM160 143H161V141H160ZM159 143V144H160ZM164 143V142H163ZM162 143V144H163ZM166 143V142H165ZM179 143V142H178ZM200 143H203L202 141H200ZM208 143V142H207ZM19 144V143H18ZM21 144V143H20ZM43 144H44V142H43ZM42 144V145H43ZM83 144V143H82ZM96 146H95V152H96V156H97V159H98V161H99V163H102V165H103V163L105 164V166H106V172H107V174H108V176H109V178L111 179V181L112 182H115V184H116V182H118V181H116L117 180V177H116V174H117V172L115 173V171L114 170H112L107 164H106V162L104 161V157H103V155H102V149L100 148V146H99V144L96 142ZM133 144V145H132ZM144 144H146V143H144ZM190 144V143H189ZM192 144V143H191ZM197 144H198V142H197ZM196 144V145H197ZM204 144V143H203ZM202 144V145H203ZM23 145V144H22ZM45 146V147H47L48 148V146ZM89 145V146H88ZM95 145V144H94ZM107 145V144H106ZM164 145V144H163ZM165 145H167V144H165ZM169 145V144H168ZM187 145V144H186ZM205 145V144H204ZM15 146V145H14ZM33 146V145H32ZM76 146V145H75ZM75 146H74V149L76 150V148H75ZM81 145H77L76 147H77V149L78 150H80L78 147H80ZM128 146V148H127V150L129 149L130 150V146L129 145H127L126 144V147ZM174 146V148H176L175 147V145H173ZM179 146V145H178ZM215 146V145H214ZM30 147V146H29ZM51 147L52 148H54L53 150H51ZM68 147H69V144L67 143V145H65V149H68ZM73 147V146H72ZM107 147V146H106ZM136 147H134L135 149H137ZM141 146H139V149L142 151V149L140 148ZM162 147H164V146H162ZM166 147V146H165ZM164 147V148H165ZM170 147H171V145H170ZM192 147H193V151H192ZM208 147V146H207ZM210 147V146H209ZM221 147V146H220ZM6 148V147H5ZM84 148V149H85ZM90 148V147H89ZM88 148V149H89ZM133 147H131V149H132ZM174 148H170V150H169V147L167 148L169 151H171V149H173V151H171V153H173L174 151H176L177 150V148H176V150L174 149ZM201 148V147H200ZM19 149V148H18ZM134 149V150H135ZM209 149V148H208ZM214 149H216V147H214ZM8 150V149H7ZM23 150V149H22ZM44 150V149H43ZM51 150V151H50ZM55 150V151H54ZM81 150L84 152V150L82 149V147H81ZM90 150H92V148L91 149H89L88 151H90ZM106 150H109V149H106ZM115 150V149H114ZM133 150V149H132ZM134 150H133V152H132V155L135 153H137V152H134ZM138 150V149H137ZM140 150H138L139 152H141ZM148 150V149H147ZM179 150V149H178ZM198 150H200L199 149V145H197V146H191V149H190V146L188 147H186V150H184V151H182L183 152V155L186 157H189L190 156V159L191 158H196V155H197V153H195V152H197ZM61 151H63V153L61 152ZM66 151V150H65ZM110 151V150H109ZM136 151V150H135ZM163 151V150H162ZM165 151V150H164ZM206 151H209V150H206ZM215 151V150H214ZM42 152V151H41ZM44 152V151H43ZM68 152V151H67ZM75 152H81V151H75ZM92 152V151H91ZM94 152V153H95ZM113 152V151H112ZM127 152H129V151H127ZM168 152V151H167ZM211 152V151H210ZM66 153V152H65ZM123 153H124V151H123ZM130 153V152H129ZM176 153V152H175ZM179 153V152H178ZM199 154H200V152H198ZM212 153H214V152H212ZM44 154H45V152H44ZM57 154V155H56ZM59 154V155H58ZM62 154H64V155H62ZM69 154H71V153H69ZM69 154L67 155V157L69 156ZM80 156H81V154L80 153H78ZM91 154V153H90ZM108 154V153H107ZM111 154V153H110ZM124 154H126V153H124ZM135 154H134V156H135ZM140 155V153H137L136 154V156L137 157H134V158H137V160L139 159L138 157H140L139 155ZM143 153H141V155H142ZM194 154V155H193ZM209 154V153H208ZM218 154V153H217ZM10 155V154H9ZM76 155H77V153H76ZM88 155V154H87ZM94 155V154H93ZM106 155V154H105ZM118 155V154H117ZM202 155V154H201ZM212 155V154H211ZM211 155H209V156H211ZM21 156V155H20ZM19 156V157H20ZM49 156V155H48ZM57 156H60V158L58 157V159H56L57 158ZM174 156V155H173ZM191 156H193V157H191ZM195 156V157H194ZM70 157V156H69ZM89 157V156H88ZM107 158H108V156H106ZM142 157H144V154H143V156ZM213 157V156H212ZM220 157V156H219ZM232 157V158H233ZM2 158V157H1ZM61 158H63L62 160H61ZM77 158V159H78ZM111 158V157H110ZM128 158H131V157H128ZM197 158H199L198 157V155H197ZM197 158H196V160H197ZM210 158V157H209ZM215 158V157H214ZM221 158H222V156H221ZM231 158V157H230ZM231 158V159H232ZM261 160H260V159ZM24 159V158H23ZM45 159V158H44ZM49 159H51L50 157H49ZM87 159H89V158H87ZM143 159L144 158H142V161H143ZM193 159V160H194ZM20 160V159H19ZM42 160V159H41ZM57 160H58V162H57ZM59 160H61L60 161V163H59ZM66 160V159H65ZM69 160H70V158H69ZM76 160V161H75ZM95 160V159H94ZM106 160V159H105ZM111 159H109V161H110ZM118 160V159H117ZM195 160V161H196ZM210 160V159H209ZM212 160V159H211ZM217 160H219V159H217ZM232 160V161H233ZM260 160V161H259ZM12 161H13V159H12ZM21 161V160H20ZM51 161V160H50ZM89 161V160H88ZM91 161V160H90ZM93 161V160H92ZM91 161V162H92ZM119 161V160H118ZM146 161V160H145ZM191 161H192V159H191ZM190 161V162H191ZM199 161V160H198ZM14 162V161H13ZM29 162V161H28ZM49 162V161H48ZM62 162V163H61ZM76 162V163H75ZM85 162H87V161H85ZM107 162H108V160H107ZM126 162V161H125ZM194 162V161H193ZM222 162H224V161H222ZM221 162V163H222ZM234 162V161H233ZM52 163V162H51ZM71 163V162H70ZM109 163V162H108ZM123 163V162H122ZM132 163V162H131ZM143 163H144V161H143ZM49 164V163H48ZM65 164V165H64ZM76 164V165H75ZM90 164V163H89ZM110 164V163H109ZM194 164V163H193ZM197 164V163H196ZM196 164H194V165H196ZM199 164V163H198ZM208 164H209V162H208ZM212 164V163H211ZM18 165V164H17ZM53 165V164H52ZM82 165H84V166H82ZM91 165V164H90ZM94 165V164H93ZM169 165V164H168ZM193 165V166H194ZM216 165H217V163H216ZM230 165V164H229ZM3 166V165H2ZM11 166V165H10ZM14 166H15V164H14ZM20 166H21V164H20ZM23 166H24V164H23ZM34 166V165H33ZM54 166H56L55 164H54ZM95 166V165H94ZM98 166V165H97ZM112 166V165H111ZM132 166V165H131ZM130 166V167H131ZM133 166H135V165H133ZM139 166V165H138ZM143 166L146 168V166L143 164ZM202 166V165H201ZM200 166V167H201ZM210 166V165H209ZM220 166V165H219ZM216 167V166H211L210 168H208V170H205L206 172H205V178H206V176H208L209 178L210 177H213V176H215V175H217V174H219L220 175V173H225L228 169H227V167H230V166H227L226 167V169H225V167L223 168V166H220V167ZM4 167V166H3ZM6 167V166H5ZM47 167V166H46ZM51 167V166H50ZM139 167H141V169L140 170H144V167H142L141 165L139 166ZM176 167V166H175ZM174 167V165L172 166V169H170V171H174V172H171L172 174H171V176H173V174L175 175L174 176V179H175V183H173V185L175 184L176 185V187H172V189H174L175 188V192L179 189V191L180 190H182L183 191V189H181L182 187L181 186H177V184H179V179H181V178H178V172L176 171V169H178V167H176L175 168ZM0 168H1V165H0ZM25 168V167H24ZM33 168V167H32ZM48 168V167H47ZM69 168H70V170H69ZM72 168V169H71ZM100 168V167H99ZM133 168V167H132ZM171 168V167H170ZM189 168V167H188ZM207 168V167H206ZM232 168V167H231ZM11 169V168H10ZM20 169V168H19ZM41 169V168H40ZM54 169H55V167H54ZM57 169H58V166H57V168L55 169L56 171H57ZM114 169V168H113ZM130 169V168H129ZM138 169V168H137ZM138 169V170H139ZM149 169V168H148ZM4 170V169H3ZM25 170V169H24ZM50 170V169H49ZM64 170H68L67 172H68V174H70L71 176H67V174H66V171H64ZM91 170V169H90ZM134 170V169H133ZM143 170H142V173H143ZM150 170V169H149ZM191 170V169H190ZM55 171V172H56ZM92 171V170H91ZM95 170H93V172H94ZM121 171V170H120ZM151 171V170H150ZM150 171H148V172H146L145 173V170H144V173H143V175H145V174H147V173H149ZM170 171H169V173H170ZM197 171V170H196ZM26 172V171H25ZM97 172V171H96ZM137 172V171H136ZM139 172V171H138ZM137 172V173H138ZM48 173V172H47ZM61 173H60V175H61ZM118 173H119V171H118ZM141 173V172H140ZM139 173V174H140ZM141 173V174H142ZM159 173V172H158ZM196 173H198V171L196 172ZM199 173H201L200 171H199ZM199 173H198V176H199ZM12 174V173H11ZM11 174H10V176H11ZM27 174H29V173H27ZM33 174V173H32ZM37 174V173H36ZM76 174V175H75ZM98 174V173H97ZM132 174V173H131ZM226 174V173H225ZM24 175V174H23ZM45 175V174H44ZM51 175V174H50ZM54 175V174H53ZM99 175V174H98ZM118 175V174H117ZM136 175V174H135ZM148 175V174H147ZM147 175H145V176H147ZM202 175V174H201ZM200 175V176H201ZM14 176V175H13ZM22 176V175H21ZM41 176V175H40ZM145 176L143 177V178H145ZM150 176H152V173L150 174V175H148L147 177H149L148 179V181L147 182H150V180L152 179L153 180V178H155L154 176H153V178H151L150 179ZM157 176V175H156ZM180 176V175H179ZM197 176V177H198ZM218 176V175H217ZM222 176V175H221ZM238 176H241V177H238ZM2 177H4V174H3V176ZM61 177V176H60ZM89 177V176H88ZM91 177V176H90ZM89 177V178H90ZM100 177H101V175H100ZM121 177V176H120ZM119 177V178H120ZM136 177H139V178H141L142 180H144L142 177H140V175L138 176V174H137V176ZM146 177V178H147ZM196 177V176H195ZM203 177V176H202ZM207 177V178H208ZM223 177V176H222ZM235 177H238V178H241L240 180H242L243 179V181H244V184H245V180L247 179H245V178H242V177H248V180H247V183H246V185H247V188H248V186L249 185H251L253 188V190H254V192H252L253 190H251L250 188L251 187H249V189L251 190V191H249V189H247V192H250V193H252V196L251 197H249V195H247L248 197H247V199H245L244 200V194L242 195L241 193V195L243 196V197H241L240 196V194L237 192L238 190H239V188H237L236 189V187H235V184L237 183V180H235ZM5 178V177H4ZM8 178V177H7ZM14 178V177H13ZM12 178V179H13ZM23 178V177H22ZM55 178V177H54ZM94 178V177H93ZM96 178V177H95ZM99 178V177H98ZM166 178H168V176L166 177ZM170 178V177H169ZM171 178H173V177H171ZM170 178V179H171ZM208 178V179H209ZM221 178V177H220ZM9 179V178H8ZM31 179V178H30ZM30 179H29V181H30ZM45 179H46V177H45ZM66 179V178H65ZM83 179H81V180H83ZM160 179V178H159ZM162 179V178H161ZM173 179V180H174ZM197 179V178H196ZM202 179V178H201ZM200 179V180H201ZM245 179V180H244ZM7 180V179H6ZM15 180H16V177H15ZM33 180H35V179H33ZM37 180V179H36ZM50 180V179H49ZM61 180H63V179H61ZM80 180V181H81ZM97 179H95V181H96ZM100 180V179H99ZM141 180V181H142ZM173 180H171V181H173ZM193 180V179H192ZM199 180V181H200ZM213 181H214V179H212ZM10 181V180H9ZM54 181V180H53ZM66 181V180H65ZM94 181V182H95ZM124 181V180H123ZM145 182H146V179L144 180ZM144 181H142V182H144ZM171 181H169V182H171ZM210 181V180H209ZM242 181V182H243ZM31 182V181H30ZM43 182V181H42ZM67 182V181H66ZM68 182H71V181H68ZM75 182V181H74ZM78 182V181H77ZM86 182V181H85ZM85 182H80L81 184L82 183H85ZM88 182V181H87ZM87 182H86V184H87ZM90 182V181H89ZM93 182V183H94ZM98 182V181H97ZM138 182V181H137ZM142 182H140V183H142ZM144 182V183H145ZM146 182V184H141L142 185V187H143V191L142 190H139V191H141V193H143V194H145L144 196H147V194L149 195L148 197H143V196H141V198H143L144 200H147L146 202H148L149 201V205H151L152 206V208L153 209H155V210H153L152 209V211H151V208L149 209L150 211L149 212H152V213H154L155 211L157 212V214H156V216L159 214V212H162L163 214L166 212V214H164V215H166V216H168L167 214H169L170 213V209H169V206L166 204V203H164V197H163V195H160V196H162V198L163 199H159L160 197L158 196V200H160V202L157 200V195H158V193L157 194H155V192H154V194H153V191H150V194H149V186H148V188H146V187H144L145 185L147 186V185H149L148 183ZM155 182V181H154ZM153 182V183H154ZM161 182V181H160ZM181 182V181H180ZM184 182V181H183ZM212 182V181H211ZM92 183V182H91ZM151 184H153L152 182H150ZM249 183V184H248ZM3 184V183H2ZM40 184H42V183H40ZM64 184H66V183H64ZM68 184V183H67ZM86 184H83V186L85 185V187H86ZM115 184H113V185H115ZM132 184V183H131ZM138 184H139V182H138ZM154 184H156V182L154 183ZM184 184H185V182H184ZM242 184V183H241ZM15 185H17L16 183H15ZM38 185V184H37ZM59 185V184H58ZM57 185V186H58ZM69 185V184H68ZM75 185V184H74ZM73 185V186H74ZM76 185H77V183H76ZM90 185V184H89ZM95 184H93V186H94ZM140 185V186H141ZM173 185H171V186H173ZM174 185V186H175ZM216 185V184H215ZM214 185V186H215ZM246 185H244V187L246 186ZM31 186V185H30ZM43 186V185H42ZM54 186V185H53ZM61 186V185H60ZM79 186H80V184H79ZM99 186V185H98ZM151 186V185H150ZM237 186H238V184H237ZM9 187V186H8ZM16 187V186H15ZM28 187V186H27ZM26 187V188H27ZM64 187V186H63ZM76 187V186H75ZM81 187H82V185H81ZM80 187V188H81ZM84 187V189L86 190L87 189V187L85 188ZM89 187V186H88ZM91 187V186H90ZM101 187V186H100ZM138 187V186H137ZM141 187V188H142ZM152 187H153V185H152ZM151 187V188H152ZM181 187V188H180ZM10 188V187H9ZM19 188V187H18ZM95 188V187H94ZM103 188V187H102ZM140 188V187H139ZM138 188V189H139ZM140 188V189H141ZM155 188V190H156V187H154ZM154 188H152V189H154ZM159 188V187H158ZM176 188H177V190H176ZM184 188V187H183ZM14 189V188H13ZM46 189V188H45ZM58 189H60V188H58ZM63 189V188H62ZM71 189V188H70ZM84 189H83V187H82V190H83V192H88L89 191V189L88 190H86V191H84ZM93 189V188H92ZM100 189V188H99ZM144 189H146V190H144ZM152 189H150V190H152ZM227 189V190H228ZM241 189V188H240ZM39 190V189H38ZM38 190H37V192H38ZM68 190H69V188H68ZM67 190V191H68ZM80 190V189H79ZM95 190V189H94ZM128 190V189H127ZM237 190V191H236ZM242 190V189H241ZM41 191V190H40ZM63 191V190H62ZM61 191V192H62ZM138 191V190H137ZM138 191V192H139ZM144 191L145 192H147V193H144ZM165 191V190H164ZM173 191V192H174ZM206 191V190H205ZM217 191V190H216ZM226 191V190H225ZM9 192H12V191H9ZM56 192V191H55ZM77 192V191H76ZM80 193H83V192H81V191H79ZM86 192V193H87ZM91 192V191H90ZM152 192V193H151ZM174 192V193H175ZM240 192V191H239ZM47 193V192H46ZM103 193V192H102ZM177 193V192H176ZM183 193H185V192H183ZM59 194V193H58ZM66 194V193H65ZM69 195H70V192L68 193ZM85 194V193H84ZM88 194V193H87ZM86 194V195H87ZM91 194H92V192H91ZM99 194V193H98ZM139 194H140V192H139ZM153 194V195H152ZM168 194V193H167ZM7 195H9V194H7ZM36 195V194H35ZM73 195V193L70 195V196H72ZM80 195V194H79ZM85 195V196H86ZM89 195V194H88ZM94 195H95V193H94ZM176 195V194H175ZM177 195H180L181 196V192L178 194L177 193ZM176 195V196H177ZM201 195H203V193L201 194ZM206 194H204V196H205ZM228 195V194H227ZM237 195V196H236ZM254 195V196H253ZM11 196H12V194H11ZM68 196V195H67ZM74 197H75V195H73ZM81 196V195H80ZM84 196V197H85ZM90 196H92V195H90ZM101 196V195H100ZM130 196V195H129ZM140 196V195H139ZM151 196H153V198L151 197ZM208 196V195H207ZM10 197V196H9ZM30 197V196H29ZM39 198H40V196H38ZM42 197H43V194H42ZM47 197V196H46ZM69 197V196H68ZM78 197V196H77ZM83 197V196H82ZM83 197V198H84ZM93 197V196H92ZM96 197V196H95ZM98 197V196H97ZM107 197V196H106ZM120 197V196H119ZM124 197V196H123ZM178 197V196H177ZM183 197V196H182ZM192 197V196H191ZM226 197V196H225ZM237 197H239V198H237ZM14 198H16L15 196H14ZM80 198V197H79ZM88 198V196L86 197V199ZM100 198V197H99ZM146 198H148V199H146ZM185 198H188V197H183V198H181V197H179V199L178 200H182V199H185ZM202 198V197H201ZM204 198V197H203ZM237 198V199H236ZM243 198V200L245 201H243V202H241V199ZM246 198V197H245ZM31 199V198H30ZM55 199V198H54ZM62 199H64V198H62ZM61 199V200H62ZM75 199V198H74ZM93 199V198H92ZM96 199V198H95ZM104 199H105V197H104ZM129 199V198H128ZM143 199H141V200H143ZM151 200V202L153 203V205L152 204H150L151 202H150V200ZM156 199V200H155ZM194 199V198H193ZM206 199V198H205ZM67 200V199H66ZM73 200V199H72ZM82 200V199H81ZM84 200V199H83ZM89 200V199H88ZM97 200H98V198H97ZM96 200V201H97ZM135 200H137L136 198H135ZM143 200V201H144ZM158 202V204H156V202ZM169 200V199H168ZM187 200H189V199H187ZM204 200V199H203ZM206 200H208V202H209V199L207 198ZM210 200H211V197H210ZM213 200V199H212ZM211 200V201H212ZM215 200V199H214ZM224 200V199H223ZM14 201V200H13ZM32 201V200H31ZM37 201V200H36ZM76 201V200H75ZM106 201V200H105ZM131 202H132V200H130ZM142 201V202H143ZM155 203H154V202ZM163 201V202H162ZM182 201H184V200H182ZM15 202V201H14ZM33 202V201H32ZM71 202V201H70ZM86 202V201H85ZM124 202V201H123ZM130 202V203H131ZM137 202V201H136ZM161 202H162V204H161ZM187 202V201H186ZM188 202H191V201H188ZM206 202V201H205ZM213 202V201H212ZM216 202V201H215ZM238 202H240V203H242L243 205H241L239 208H238V206L237 205H239L238 204ZM31 203V202H30ZM66 203V202H65ZM64 203V204H65ZM76 203V202H75ZM79 203V202H78ZM81 203V202H80ZM80 203H79V205H80ZM92 203V202H91ZM94 203H96L95 201H94ZM106 203V202H105ZM108 203H110V202H108ZM108 203H107V205H108ZM144 203H145V201H144ZM85 204H87V203H85ZM97 207H98V209H101V205L100 204H103V202L102 203H100V204H98V201H97ZM124 204V203H123ZM133 204H135V202L133 203L132 202V205ZM138 204V202L136 203V205ZM156 204V205H155ZM182 204V203H181ZM180 204V205H181ZM207 204V203H206ZM22 205V204H21ZM71 205H72V203H71ZM126 205V204H125ZM144 205H147V203H145ZM155 205V206H154ZM160 205V206H159ZM186 205H187V203H186ZM189 206L191 205V203L190 204H188ZM18 206V205H17ZM34 206V205H33ZM73 206V205H72ZM124 206V205H123ZM128 205H126V207H127ZM151 206H149V207H151ZM155 208H154V207ZM218 206V205H217ZM247 207H248V205H246ZM257 206H255L256 207V209H257ZM42 207V206H41ZM114 207V206H113ZM128 207H130V205L128 206ZM136 207H138V206H136ZM146 207V206H145ZM148 207V208H149ZM183 208H184V206H182ZM186 207V206H185ZM191 207V206H190ZM207 207V206H206ZM216 207V206H215ZM219 207V206H218ZM235 207H237L236 209H235ZM245 207V206H244ZM250 207V208H251ZM37 208H39V207H37ZM69 208V207H68ZM75 208V207H74ZM84 208V207H83ZM94 208V207H93ZM106 208V207H105ZM125 208V207H124ZM135 208V207H134ZM168 208V209H167ZM192 208V207H191ZM243 208V207H242ZM241 208V209H242ZM246 208V207H245ZM244 208V209H245ZM35 209V208H34ZM67 209V208H66ZM97 209V208H96ZM97 209V210H98ZM107 209V208H106ZM208 209H209V207H208ZM226 209V208H225ZM243 209V210H244ZM255 209V208H254ZM255 209V210H256ZM47 210V209H46ZM103 210V209H102ZM102 210H99V212L100 211H102ZM131 210H132V206H131ZM136 212L138 211V210H140V209H138V210H136V209H134ZM133 210V211H134ZM157 210H159V212L157 211ZM212 210H213V208H212ZM227 210V209H226ZM253 210V209H252ZM251 210V211H252ZM258 210V209H257ZM256 210V211H257ZM258 210V211H259ZM1 211V210H0ZM44 211V210H43ZM78 211V210H77ZM91 211H93V210H91ZM104 211H105V209H104ZM127 211V210H126ZM132 211V212H133ZM134 211V212H135ZM193 211V210H192ZM210 211V210H209ZM219 211V210H218ZM247 211V210H246ZM257 211V212H258ZM262 211H260V212H262ZM44 212H46V211H44ZM50 212V211H49ZM85 212V211H84ZM89 210H88V214H89ZM128 212V211H127ZM130 212V211H129ZM132 212H131V215H132ZM135 212V213H136ZM138 212H142V211H138ZM155 212V213H156ZM167 212H169V213H167ZM175 212V211H174ZM194 212V211H193ZM226 212V211H225ZM228 212V211H227ZM233 212V213H234ZM236 212H238V211H236ZM256 212V213H257ZM3 213V212H2ZM12 213V212H11ZM40 213H43V212H40ZM55 213H56V211H55ZM79 213V212H78ZM107 213V212H106ZM111 213V212H110ZM114 213V212H113ZM161 213V214H162ZM189 214H190V210H189V212H188ZM194 213H198V212H194ZM210 214H211V212H209ZM212 213H213V211H212ZM217 213V212H216ZM262 213H264V212H262ZM1 214V213H0ZM13 214V213H12ZM44 214V213H43ZM80 214V213H79ZM112 214V213H111ZM130 214V213H129ZM139 214V216H140V214L141 213H138ZM161 214H159L158 215V217L161 215ZM162 214V215H163ZM193 214V213H192ZM215 214V213H214ZM213 214V216L214 217H216L215 215ZM221 214V213H220ZM228 214V213H227ZM232 214V213H231ZM230 214V221H231V215ZM237 214V213H236ZM238 214H239V212H238ZM237 214V215H238ZM243 214V213H242ZM251 214V213H250ZM252 214H253V216L255 215V212L253 211L252 212ZM35 215H36V213H35ZM56 215H57V213H56ZM74 215V214H73ZM75 215H76V213H75ZM108 215V214H107ZM125 215H126V213H125ZM144 215H145V212H144ZM154 215V214H153ZM153 215H151L152 217H154ZM188 215V214H187ZM234 215V214H233ZM260 215V214H259ZM258 215V216H259ZM7 216V215H6ZM11 216V215H10ZM39 216V215H38ZM51 216V215H50ZM63 216V215H62ZM72 216V215H71ZM85 216V215H84ZM110 216V215H109ZM111 216H113V215H111ZM129 216V215H128ZM135 217L136 216H138L137 214L136 215H134ZM138 216V217H139ZM147 216V215H146ZM150 216V217H151ZM165 216V217H166ZM171 216V214L169 215V217ZM195 216H196V214H195ZM218 216V215H217ZM235 217H236V215H234ZM234 216H232V217H234ZM251 216V215H250ZM264 216V215H263ZM263 216H262V218H263ZM44 217V216H43ZM99 217V216H98ZM113 217H115V216H113ZM125 217V216H124ZM131 217H133V216H131ZM138 217H136V218H138ZM141 217H144V216H141ZM151 217V218H152ZM165 217H161V218H165ZM189 217V216H188ZM191 217V216H190ZM194 217V216H193ZM192 217V218H193ZM212 217V216H211ZM234 217V218H235ZM242 217V216H241ZM255 217V216H254ZM261 217V216H260ZM13 218V217H12ZM26 218V217H25ZM39 218V217H38ZM45 218V217H44ZM49 218V217H48ZM72 218V217H71ZM100 218H101V216H100ZM126 218V217H125ZM130 218V217H129ZM145 218V217H144ZM144 218H142V219H144ZM148 218V217H147ZM150 218V219H151ZM159 219V220H161L162 222H164L163 221V219ZM171 218H173V217H171ZM196 218V217H195ZM222 218V217H221ZM227 218H229V217H227ZM244 218V217H243ZM252 218V217H251ZM9 219V218H8ZM41 219V218H40ZM49 219H51V218H49ZM74 219V218H73ZM107 219H108V217H107ZM114 219V218H113ZM139 219V218H138ZM138 219H137V221H138ZM141 219V218H140ZM146 219V218H145ZM154 220L155 219H157L156 217L155 218H153ZM168 219V218H167ZM173 219H175V218H173ZM200 219V218H199ZM198 219V220H199ZM202 219V218H201ZM237 219V218H236ZM239 219V218H238ZM241 219V218H240ZM247 219H249V217L247 218ZM253 219V218H252ZM254 219H256V218H254ZM68 220V219H67ZM134 220H136V219H134ZM153 220V221H154ZM158 220V219H157ZM193 220V219H192ZM195 220H197V219H195ZM195 220H193V221H195ZM229 220V219H228ZM235 220V219H234ZM251 220V219H250ZM249 220V222L251 223L252 222V220L250 221ZM260 220H262V219H260ZM263 220H264V218H263ZM262 220V221H263ZM46 221V220H45ZM62 221V220H61ZM107 221H111L110 223H113L112 222V220L111 219H108ZM152 221V222H153ZM169 221V220H168ZM167 221V222H168ZM220 221V220H219ZM44 222V221H43ZM93 222H94V220H93ZM96 222V221H95ZM94 222V223H95ZM109 222H107V224L109 223ZM174 222V221H173ZM235 222H237L236 220H235ZM248 222V221H247ZM254 222V221H253ZM256 222V221H255ZM10 223V222H9ZM115 223V222H114ZM132 223H134V222H132ZM137 223V222H136ZM202 223V222H201ZM216 223V222H215ZM217 223H219V222H217ZM231 223V222H230ZM264 223V222H263ZM261 221H260V224H262L263 226H264V224H263ZM8 224V223H7ZM14 224V223H13ZM135 224V223H134ZM152 224H154V223H152ZM160 224H163V223H160ZM160 224H157L158 226H161ZM205 224V223H204ZM209 224V223H208ZM207 224V225H208ZM233 224V223H232ZM238 224V223H237ZM240 224V223H239ZM245 224V223H244ZM254 224V223H253ZM253 224H250L251 226H253ZM73 225V224H72ZM78 225V224H77ZM80 225V224H79ZM84 225V224H83ZM103 225H104V223H103ZM110 225H113V224H109L108 226H110ZM133 225V224H132ZM156 225V226H157ZM170 225V224H169ZM176 225V224H175ZM178 225V224H177ZM196 225V224H195ZM194 225V226H195ZM210 225V224H209ZM235 225V224H234ZM247 225V224H246ZM155 226V225H154ZM199 227L201 226V225H198ZM204 226V225H203ZM206 226V225H205ZM219 226V225H218ZM217 226V227H218ZM233 226V225H232ZM237 226V225H236ZM239 226V225H238ZM256 226V225H255ZM263 226H262V228H263ZM7 227V226H6ZM17 227V226H16ZM72 227V226H71ZM76 227V226H75ZM87 227V226H86ZM107 227V226H106ZM235 227V226H234ZM245 227H247L248 228V226H245ZM254 227V226H253ZM51 228V227H50ZM56 228V227H55ZM63 228V227H62ZM83 228H85V227H83ZM92 228V227H91ZM90 227L88 228V229H91ZM108 228V227H107ZM107 228H105V229H107ZM112 228V227H111ZM162 228V227H161ZM195 228V227H194ZM202 228V227H201ZM209 228V227H208ZM240 228H241V226H240ZM247 228H245V230L247 229ZM252 228V227H251ZM257 228V227H256ZM255 228V229H256ZM16 229V228H15ZM57 229V228H56ZM67 229V228H66ZM78 229V228H77ZM102 229V228H101ZM104 229V230H105ZM115 229V228H114ZM113 229V230H114ZM155 229V228H154ZM160 229V228H159ZM166 229H168V227L166 228ZM200 229V228H199ZM206 229V228H205ZM232 229H233V231H234V228L232 227ZM254 229V230H255ZM55 230V229H54ZM69 230V229H68ZM72 230V229H71ZM94 230V229H93ZM117 230V229H116ZM116 230H114L113 232H116ZM169 230H171V229H169ZM224 230V229H223ZM236 230V229H235ZM249 230V229H248ZM252 230V229H251ZM250 230V231H251ZM256 230H258V228L256 229ZM62 231V230H61ZM66 231V230H65ZM89 231V230H88ZM108 231H110V229L108 230ZM142 231H143V228H142ZM159 231V230H158ZM157 231V232H158ZM201 231V230H200ZM204 231V230H203ZM210 231V230H209ZM232 231V230H231ZM232 231V232H233ZM240 231H241V229H240ZM250 231H246V232H250ZM253 231V230H252ZM48 232V231H47ZM86 232V231H85ZM93 232V231H92ZM103 232V231H102ZM106 232V231H105ZM118 232H119V230H118ZM117 232V233H118ZM156 232V233H157ZM199 232V231H198ZM202 232V231H201ZM255 231H253V233H254ZM258 232L259 233H256V234H258V235H260V234H262V232L261 231H259L258 230ZM261 232V233H260ZM53 233V232H52ZM54 233H55V231H54ZM83 233V232H82ZM121 233V232H120ZM137 233V232H136ZM161 233H164L163 231L161 232ZM167 233V232H166ZM169 233H171V232H169ZM168 233V234H169ZM241 233H242V231H241ZM248 233H246V234H248ZM251 233V232H250ZM249 233V234H250ZM253 233H251V235H254ZM71 234V233H70ZM94 234V233H93ZM97 234V233H96ZM104 234V233H103ZM111 234H113V233H111ZM116 234V233H115ZM115 234H113V235H115ZM138 234H140V232L138 233ZM142 234V233H141ZM147 234V233H146ZM145 234V235H146ZM207 234V233H206ZM205 234V235H206ZM236 234V233H235ZM240 234V233H239ZM60 235V234H59ZM73 235V234H72ZM120 235V234H119ZM144 235V234H143ZM150 235L151 234H149V237H150ZM161 235H163V234H161ZM171 235H173V234H171ZM233 235H234V233H233ZM250 235V236H251ZM87 236V235H86ZM94 236V235H93ZM96 236V235H95ZM109 236H111V235H109ZM108 236V237H109ZM116 236V235H115ZM138 236H140V235H138ZM147 236H148V234L146 235V237L145 238H147ZM168 236V235H167ZM174 236V235H173ZM240 236V235H239ZM242 236V235H241ZM250 236H248L249 238H250ZM254 236H256V235H254ZM262 236V235H261ZM13 237V236H12ZM73 237V236H72ZM82 237V236H81ZM103 237H106V236H103ZM112 237V236H111ZM151 237H152V235H151ZM163 237V236H162ZM177 237V236H176ZM201 237V236H200ZM244 237V236H243ZM246 237H247V235H246ZM246 237L245 238H243V239H246ZM264 237V236H263ZM263 237H260V239H259V237H255L256 239H259V240H262V241H264L263 239ZM63 238V237H62ZM80 238V237H79ZM83 238V237H82ZM115 238H117V237H115ZM119 238H120V236H119ZM118 238V239H119ZM170 238V237H169ZM171 238H173V237H171ZM236 238V237H235ZM252 238H254V237H252ZM77 239V238H76ZM90 239V238H89ZM122 239V238H121ZM126 239V238H125ZM139 239H141V236H140V238ZM185 239V238H184ZM202 239V238H201ZM237 239V238H236ZM71 240V239H70ZM110 240V239H109ZM114 240V239H113ZM128 240V239H127ZM248 240V239H247ZM252 241H247V242H252L253 243V241L255 240V239H251ZM89 241V240H88ZM120 241V240H119ZM136 241V240H135ZM183 241V240H182ZM204 241V240H203ZM202 241V242H203ZM103 242H104V239H103ZM124 242V241H123ZM175 242V244H176V241H174ZM207 242V241H206ZM244 241L242 240V243H243ZM257 243H258V240L256 241ZM255 241H254V245H255V248H256V243ZM106 243H109V242H106ZM106 243H104V244H106ZM127 243V242H126ZM163 243V242H162ZM239 244L241 243V242H238ZM264 244V242H261V243H258V246L260 245V244ZM66 244V243H65ZM146 244V243H145ZM238 244V245H239ZM247 244V243H246ZM245 244V245H246ZM262 244V245H263ZM74 245V244H73ZM76 245V244H75ZM74 245V246H75ZM90 245V244H89ZM92 245V246H91ZM90 246L91 247H93L92 249L93 250H96V247H97V245L96 244H91ZM94 245H96V247L94 248ZM100 245V244H99ZM98 245V246H99ZM110 245V244H109ZM117 245V244H116ZM126 245V244H125ZM200 245V244H199ZM240 245H244V243L243 244H240ZM239 245V246H240ZM249 244H247L246 246H245V248L248 246ZM254 245H251V246H254ZM59 246H60V244H59ZM68 246V245H67ZM102 246H103V244H102ZM113 246V245H112ZM148 246V245H147ZM189 246V245H188ZM210 246V245H209ZM242 246H240V248L242 249ZM250 245H249V247L248 248H250L251 247ZM257 246V247H258ZM1 247V246H0ZM62 247V246H61ZM70 247H72L71 245H70ZM76 247V246H75ZM88 247V246H87ZM100 247V246H99ZM99 247H97V248H99ZM150 247H152V246H150ZM186 247H187V245H186ZM208 247V246H207ZM233 247V246H232ZM244 247V246H243ZM263 247V246H262ZM261 246H259L258 248H262ZM3 248V247H2ZM69 248V247H68ZM153 248H155L156 249V247H153ZM191 248V247H190ZM210 248V247H209ZM212 248V247H211ZM231 248V247H230ZM239 248V249H240ZM247 248V249H248ZM252 249H253V247H251ZM250 248V249H251ZM264 248V247H263ZM262 248V249H263ZM63 249V248H62ZM72 249V248H71ZM131 249V248H130ZM155 249L153 250V251H155ZM185 248H183V250H184ZM261 249V250H262ZM73 250H74V248H73ZM76 250V249H75ZM85 250H86V248H85ZM92 250V251H93ZM117 250V249H116ZM129 250V249H128ZM167 250H168V248H167ZM182 250V249H181ZM243 250V249H242ZM256 250V249H255ZM258 251H259V249H257ZM65 251V250H64ZM68 251H70L69 249H68ZM88 251H89V249H88ZM92 251H91V248H90V251L89 252H91L92 253ZM97 252H98V250H96ZM145 251V250H144ZM158 251V250H157ZM157 251H156V253H157ZM161 251V250H160ZM189 251V250H188ZM244 251H245V249H244ZM94 252V251H93ZM112 252V251H111ZM150 252H152V251H149V255H150ZM181 252V251H180ZM186 252V251H185ZM185 252H184V254H185ZM100 253V252H99ZM122 253V252H121ZM124 253V252H123ZM146 253V252H145ZM210 253V252H209ZM262 253L264 254V250H262ZM261 253V254H262ZM70 254V253H69ZM105 254V253H104ZM153 254V253H152ZM218 254V253H217ZM77 255V254H76ZM118 255H120V254H118ZM124 256H126L125 254H123ZM122 255V256H123ZM128 255V254H127ZM164 255V254H163ZM193 255V254H192ZM214 255V254H213ZM111 256V255H110ZM264 256V255H263ZM27 257H28V254H27ZM84 257V256H83ZM82 257V258H83ZM99 257V256H98ZM102 257V256H101ZM117 257V256H116ZM128 257V256H127ZM151 257V256H150ZM167 257V256H166ZM183 257V256H182ZM188 257V256H187ZM196 257V256H195ZM232 257V256H231ZM262 257V256H261ZM132 258V257H131ZM190 258V257H189ZM215 258V257H214ZM258 258V257H257ZM91 259V258H90ZM107 259V258H106ZM109 259V258H108ZM121 259V258H120ZM119 259V260H120ZM152 259V258H151ZM192 259V258H191ZM256 259V258H255ZM87 260V259H86ZM93 260V259H92ZM95 260V259H94ZM98 260V259H97ZM122 260H124V258L122 259ZM126 260V259H125ZM230 260V259H229ZM260 260V259H259ZM127 261V260H126ZM149 261V260H148ZM187 261H189L190 262V260L188 259ZM96 262V261H95ZM102 262V261H101ZM136 262V261H135ZM158 262V261H157ZM164 261H161V263L162 264H164L163 263ZM168 262V261H167ZM184 262V261H183ZM261 262H262V260H261ZM47 263V262H46ZM50 263V262H49ZM79 263H81V262H79ZM85 263V262H84ZM130 263V262H129ZM160 263V262H159ZM169 263V262H168ZM198 263V262H197ZM259 263V262H258ZM82 264V263H81ZM86 264V263H85ZM105 264V263H104ZM153 264V263H152ZM167 264V263H166ZM230 264V263H229Z\"/></svg>", "mask_w": 264, "mask_h": 264}]
</instances>
